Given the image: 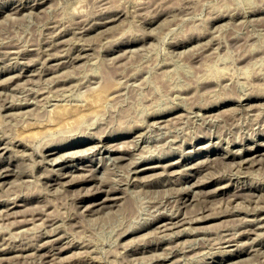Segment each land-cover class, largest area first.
Here are the masks:
<instances>
[{
  "label": "rangeland",
  "instance_id": "374dc122",
  "mask_svg": "<svg viewBox=\"0 0 264 264\" xmlns=\"http://www.w3.org/2000/svg\"><path fill=\"white\" fill-rule=\"evenodd\" d=\"M18 1L19 0H0V16H1L0 17V57L3 56L0 59V68H1L0 71L2 72V73L0 72V80L2 81V79L8 78V79H6V81L7 80L9 81L8 83L7 82L5 83V81L3 80L4 84H3V81H2V83H0V88H3V92L7 91V94L6 93L4 94L2 92V89H0L1 90V96L0 97H2L3 95H5V97H6L8 95V92H9V95H10V91H12L11 94L14 93L13 94L14 96L15 95L17 96V93H19V95L21 94V97L19 95L17 96V98L19 97L17 101H16V99H17L16 96L14 98V96L12 95L13 99H15L13 102L12 101H8L9 99L5 100L4 96L2 98H0V101L1 102L3 101V103L0 102V104H3V107H5L7 105L5 107V110L2 107V105H0V107L3 108V109L0 108V111L3 110L2 112H4V113L1 112L3 114L2 118H1L2 114L0 113L1 114L0 115V136H1L0 138L1 139L4 138L3 140H0V148H2V149H0V152H1L0 155L2 156V157L0 156V161H1L0 162V168L1 169L2 168L3 169H6V168L10 169L9 170L10 171V175H7L6 177L0 178V181H4L5 182V183L1 182L2 186L0 184V209L3 208L2 210H0V214L3 212V214L0 215L1 216V219H0V237L1 236L2 237L5 236L6 233L9 234V235L5 236V238H6L5 240H4V237L0 238L1 243H2L1 239L4 240L2 244L0 243V247L3 245L2 248H0V253H1L0 254L1 255L0 256V264H43V263L45 264L46 263L45 262L46 259H47V262L50 261L49 263H46V264H60V262H63V263L65 262V264H69L71 262V260H72V263L74 262L73 264H75V263L76 264H84L83 261H85V264L90 263L89 261H91V264L92 263L93 264H130V263H132V264H147V262L144 263L145 262L144 260L145 259L148 260V258H150L149 259L150 261H148V264H150V263L151 264H153V263L154 264L155 263L156 264H159V263L160 264H164V263L165 264H167V263L171 264L173 261L174 262L172 264H176L177 262L179 264H197V263L199 264L200 260H201V264H205V262H207V264H221V262L223 264H225V263L228 264L230 261H231L230 263H233V264H264V250H263L264 249V245H263L264 243H262V240H264V228H262V227H264V221H262V219L264 220V218H263L264 216H262V215H264V210H263L264 208L262 207V206H264V204H263L264 203V201H263L264 199H262V198H264V192H261V191H264V158H262V157H264V154L263 153H262V155L260 154L259 156H257L258 158L255 159V161H257L259 159V157H260L261 158V162L260 161L252 162V163H249L247 165L245 163H243V162H240L241 160H243V157H245L244 155H247L248 150L249 151L250 150L253 151L254 148L255 149L256 148L260 149L261 146H262V144H260V143L261 142L264 143V93H263L264 92V81H263L264 80V0H43V1L37 0L35 2H34V0H20L19 2ZM40 1H41V3H40ZM15 3H17V4H15ZM9 4L11 6L14 5L15 7L14 6L10 7ZM33 4H35V5H33ZM17 5H18V8H17ZM19 5L20 6L22 5V6L20 7ZM30 5H32L33 7L30 6ZM43 5L45 6V8L43 7ZM27 6H28L29 9L30 8L31 9L29 10L27 8ZM22 7H24V8H22ZM39 8H42V9L44 8V10L41 11V9L39 10ZM10 9H12V10L10 11ZM18 9L19 10L21 9V10L18 12ZM27 9H28V12H27ZM32 9H34V10H32ZM38 10H39V12H38ZM7 11H9V12H7ZM24 11L27 12L26 13L27 15L25 14ZM108 11H110L111 14ZM10 12L12 13V15L15 12L14 15L16 16V18H15L14 15H13L14 16L13 19L10 18L11 17V15H10L11 13ZM98 12L101 15L100 18H103L102 19L103 21L99 20L100 18L98 16ZM116 12L120 13L119 14L120 17H118L119 19L117 18V16H119V15H118V13L116 14ZM5 13L7 15H9V18L5 17V16H7ZM16 13H18V14H16ZM20 13H24L25 15L21 14L22 15L21 16ZM28 13H33V14H31V15L29 14L28 15ZM103 13H105V14H103ZM242 13H244L245 15L242 14ZM3 14H5V15H3ZM113 14H115V15H113ZM90 15L92 17H90ZM112 15H113V17H112ZM109 16H111V17H109ZM152 16L154 17L155 20L153 19ZM115 17H116V19H115ZM156 17H158V18L156 19ZM92 18H94L95 21ZM106 18H107L106 22L109 24L108 27H107V24L104 23ZM109 18H111V20ZM88 19H90L91 22ZM85 21H87V22H85ZM92 21L97 23V24H99L100 26L97 25V24H94ZM98 22H100V23H98ZM88 23H89V25H88ZM92 23H93V25H92ZM111 23L114 24V25H111ZM79 25H80V27H79ZM85 26H87V28ZM102 26L106 27V28H104L106 30V32H105V30H103ZM110 26H113V27L110 28ZM59 27H61V28H59ZM62 27H64V29H66V31H67L66 34H65V31H64V29ZM81 27H84V28L80 29ZM68 28H69V30H67ZM97 28H101L100 30L98 29L99 32H97L98 31ZM107 28H108V30H107ZM54 29H58V30H56L57 32H55ZM72 29H73V31L76 32V33L73 32L75 34L72 33V31H71ZM76 29H78L79 31H76ZM101 30H103V31H101ZM61 31H64V32H61ZM81 31H84V32H81ZM51 32H52V34L49 35ZM53 32H54V34H53ZM77 32H79V33H77ZM55 34L57 36L58 35L59 36L57 37ZM70 34H73V36L70 35ZM81 36L83 37V40L85 38V40L87 41V45H86L85 40H84V44H83V40H82ZM47 37H49V38H47ZM50 37L51 38L53 37L52 38L53 42H51V38ZM67 37H68V40H67ZM79 37L81 38V40H79ZM55 38H56V40H55ZM57 38H60V41L59 40L57 41ZM62 38L65 41L67 40L66 42H67L68 45L66 44L65 41H64L65 44H64V42L61 43L63 41ZM141 38H142V40H141ZM128 39L130 41L129 42L130 44L127 43ZM76 40L77 41L79 40V41L77 42ZM131 40H132V42H131ZM139 40H141V41H139ZM48 42H49V44H48ZM50 42L52 44H55L54 42H56V44H58V42H59V44H63V45H61V47H60L59 44H58V46H56V44L53 46L52 44L50 45ZM80 42H82V44ZM125 42H126V44H125ZM5 43H7V44L5 45ZM88 43H89V45L90 44H92V45L89 46ZM115 43H117V44L115 45ZM179 43H181V44H179ZM9 44H10V46H9ZM43 44H44L45 47L42 46ZM136 44L138 46H136ZM33 45H34V47H33ZM79 45L81 46V48H80ZM11 46L12 47L15 46V47H13L14 49H12ZM17 46H20L21 48L17 47ZM85 46L87 48H85ZM91 46L93 48H91ZM9 47H11V48H9ZM24 47H26V48H24ZM54 47H55V49H54ZM89 47H90V49H89ZM112 47H113V50L116 49V50H114L115 52L113 50H111ZM121 47H122L123 50L121 49ZM7 48H9L10 51H13L14 54L12 52H10L9 49H7ZM15 48L18 50V53L16 52L17 50ZM34 48H36V49L40 48V49L39 50H36V49L34 50ZM41 48L42 49L44 48V50L47 51L46 53H49V54L51 53V54H53V56L50 55V59H49V57H48L49 54L47 55L45 52H43L44 53V55H43L42 54L43 50H41ZM47 48H49V50ZM65 48L67 50H70L71 48L72 49H71V51L69 53V51H67ZM21 49H23V52H22ZM26 49L28 51H30V52L33 51V53H32L33 55L30 52L26 51ZM59 49H61V50H59ZM82 49L83 50L85 49L84 52L82 51ZM117 49H118V51H117ZM128 49H131L130 53H129ZM133 49H134V51H132ZM3 50L5 51V53H4ZM6 50H8V51H6ZM24 50H25V53H24ZM52 50H53V53H52ZM57 50L60 51L59 52L60 55H58V54L56 55V53H58ZM75 50L77 51L78 54L76 53ZM125 50H126V54L124 53ZM131 51H132V53H131ZM7 52L9 54L11 53L10 56H9V54H7ZM65 52H66V54H63V55L61 54V53H65ZM86 52L88 54L90 52V54H89V56H91L90 58L87 56L88 54ZM116 52H118V53H116ZM120 52L123 54V56L121 55V57H123V58L118 59V57H119L118 55L121 54ZM37 53H39V55ZM23 54H25V55H23ZM70 54H71V56H70ZM76 54H77V56H75ZM128 54H130V55H128ZM14 55L15 56L18 55V56L15 57ZM73 55H74V57H73ZM78 55L81 58L78 57ZM112 55L113 56L114 55L117 56V57L114 56V59L116 58L115 60L118 59L117 63H116L115 60H113V58H112L113 62L109 61V58L113 57ZM124 55H125V57H124ZM12 56L15 57V58L13 57L16 60V61L14 60L15 62L12 61L13 60ZM19 56H21V58H23V59H21ZM55 56H56V58H55ZM38 57H40V59ZM47 57H48V61L46 60ZM61 57H64V58H61ZM69 57H73L75 62L73 61V58H69ZM76 57H77V59H76ZM35 58L37 60H35ZM26 59H27V61L29 63L31 62L32 65H31V63L30 64L27 63ZM38 59H39V62L37 63ZM43 59L46 60V61H43ZM66 59H67V61H66ZM2 60L5 61V62H3ZM17 60L18 61L20 60L21 62L20 61L17 62ZM41 60H42V62H41ZM63 60H64L65 63H63ZM6 61H7V65H5ZM23 61L25 63L29 64V65L27 66V64H25ZM53 61H54V63L52 64L51 62H53ZM82 61H84V62H82ZM33 62L36 63V64H34ZM43 62L46 65H48V67L46 65H44ZM56 62L57 63L60 62V64L58 66L54 67L56 65ZM109 62H110V64H108ZM13 63H15V65ZM66 63H67V65H66ZM74 63H75V65H74ZM39 64L40 65L42 64V67ZM62 64L66 65L68 68L65 67L64 65H63V67H61ZM71 64H73V65H71ZM16 65L19 66V67H17ZM10 66H11V69H9ZM50 66L51 67L53 66L52 69H51ZM71 66H73V67L75 66V67L73 68ZM76 66H78V67H76ZM20 67L23 68L24 70L22 69V71H21ZM36 67H37V69H36ZM64 67L66 68V70H65ZM43 68L46 69V70H44ZM71 68L74 70V71H72V73L75 74V76H73V74L71 75V73H69V70L71 72ZM10 70H12V71H10ZM33 70L37 74H35V72ZM37 70L40 71V72H37ZM56 70H58V71H56ZM63 70L67 71V73H69L72 77H70L69 74H65L66 72L65 71L63 72ZM32 71H33V73H31ZM47 71L49 73H53V74H58L59 73L61 76L56 75V77H57L56 78L55 76H51L52 74H49ZM59 71L62 72V73H60ZM20 72H25L24 73L25 75L22 74V73L20 74ZM17 73H19V74L17 75ZM40 73H42L41 75L43 77L40 75ZM118 73H120V74H118ZM121 73L123 75H125L126 78L122 77L123 76L122 75L121 76L122 79H121L120 76H119V75H121ZM134 73L137 74L135 78L133 76H131V75L135 76ZM9 74H11V76L16 74L14 76H17V77L20 75L19 76L20 79L17 78V80H16V78H12V79L9 80V78L11 77ZM33 74H35V75H33ZM63 74H65V75H63ZM128 74L131 77H129ZM32 75L34 76L33 79H31ZM94 75H96V76L94 77ZM24 76L28 79V81H27V79ZM28 76L31 77V78H28ZM64 76L66 77V80L62 79V78H65ZM44 77H45V79H44ZM46 77L49 78L51 81H49V79H46ZM69 77H70L71 81L69 80ZM117 77L119 78V80H118ZM34 78H35V81H34ZM52 78L53 79L55 78L54 81L57 82V85L53 84L54 82H53ZM58 78H60V80ZM21 79H23V80H21ZM24 79H26V81H24ZM29 79L33 80L34 83L32 81H30ZM37 79H38V81H37ZM76 79H77V81L80 80L79 82L76 81L78 84L80 83L79 85H76L77 84L75 82ZM133 79H135V81ZM12 80H14V81H12ZM43 80L44 81L47 80L48 83L47 82L45 83ZM56 80H58V81H56ZM86 80H87V82H86ZM89 80H91V81H89ZM120 80H122L123 85L121 84L122 82H118ZM125 80H127V81H125ZM82 81H84L86 85L88 84V82H90V83H89V85L86 86L84 84V82L81 83ZM92 81H93V83H92ZM115 81H117L118 83L116 82L117 83L116 84ZM18 82H20V83L18 84ZM25 82H27V83H25ZM14 83H16L17 85H22V86H19V88H17L16 87L17 85L16 84L14 85ZM22 83H24V84H22ZM62 83H63V85H61ZM68 83L71 84V85L69 84L71 87H68L69 86ZM73 83H75V84H73ZM7 84H9V85L7 86ZM31 84H32V86H31ZM101 84L103 86L104 85L107 86V84H109V86H107V88H109V90H111L110 88H112V86L115 87L118 84L120 86L122 85L123 87L121 86L122 87L121 88L118 85V87H117L118 89L116 87L112 88L113 89V91H112L113 94H110L111 91L108 94L112 98L107 97L109 100L108 101L105 100L106 103H105V101H103L104 104L102 103L100 105V106H102L101 111H99L100 107L97 108L99 110L96 109V111H91L93 114H95V115L90 114L93 119L92 118L90 119V117L86 119V117L90 116L89 113H91V112H86V114H88V116H80L79 117L80 119L79 118H77V119H69L67 122H65L67 125H65L64 123H59L58 124V123H56L57 121L53 122L52 118H53V114L55 113L54 109L55 108L58 109V106H62V103H63L64 100H66L69 97L70 99L69 98L68 99H69L70 103H68V105L71 104V102L74 105H75V103H76V105H81L82 103H84V99L82 97L84 96L85 100H88L87 98L92 93H94L97 90H99V88L98 89L96 88L97 85L100 86ZM48 85H50V87H48ZM58 85H60L62 87L59 86V88H56ZM38 86L39 87L43 86L42 88H44V91L42 93L41 92L38 93L42 89V88L41 89L40 88L36 89ZM64 86H66V87H64ZM88 86L89 87L91 86L90 88L92 90ZM5 87H6V89H5ZM31 87H33V88L31 89ZM54 87L57 90H55ZM93 87L96 88V91H95V89H93ZM14 88L16 89V92H14L15 91ZM49 88H53V89H49ZM62 88H63L64 91L62 90ZM22 89H23V92L25 91L24 93L22 92ZM33 89H35V90H33ZM58 89H59V92H63V93H61V95L59 94L60 97L57 94V93H59ZM31 90L35 91V92H32ZM54 90H55V92H54ZM93 90H94V92H92ZM117 90L119 91V93L117 92ZM27 91H29V93ZM51 91H52L53 95L51 94ZM114 91L116 93H114ZM46 92L47 93L49 92L50 94L48 93L47 94L48 96L44 97V98H47V99L44 100V99H42V97L44 95H46ZM66 92L69 93V95H67ZM252 92L254 94L255 93H259L260 97H259L258 94L253 95ZM31 93L32 94L33 93H37L38 95L37 94H33L34 95V97H33V95H29ZM244 93L245 94H247V93L250 94V95L247 94V97H251V98L247 99V97H244L245 96ZM262 93H263V96L261 97ZM23 94H26V95L28 94L27 95L28 97L26 95H25L26 96L25 97ZM42 94H44V95H42ZM114 94H115V96H114ZM49 95L53 96V99ZM54 95H58L57 97L60 98V99L58 98L60 101L57 100V97H56L55 100L57 102H60L61 105L54 100ZM64 95H66L67 98ZM87 95H88V97H87ZM62 96H64V97H62ZM239 96H242L241 97L242 99ZM8 97L9 96H7L6 98H8ZM227 97H229V98H227ZM230 97H233L234 101H232V99ZM235 97L236 98L238 97V100H240V101H237V99ZM23 98H26V99H23ZM29 98H32L35 101L36 104L41 101L39 103L40 105L39 106H38V104L34 105V101L31 102L32 99L30 100ZM39 98H41V100ZM79 98L80 99L82 98L83 100L82 99L81 100L83 102L81 100L80 101L77 100ZM27 99H29L30 102ZM35 99H39L40 101L39 100L36 101ZM244 99H246V100H244ZM23 100H25L26 102L23 101ZM48 100H50L49 101L50 103L48 102ZM52 100L55 101L54 102L55 104L53 103L54 106L52 105V102H51ZM74 100H75V103H73ZM45 101H47L48 105H47V103L45 104ZM21 102H22V104H20ZM43 102H44V106L47 107L49 110H51L50 112H49V110H47V108H45L42 105ZM66 102H68V100H66L65 103H63V105L68 106V105H66L67 104ZM209 103L210 104L211 103L212 104L213 103H217V104H216V106H215V104L214 105L211 104L212 105L211 106ZM8 104H10V105H8ZM18 104H19L20 107L18 106ZM24 104H27L28 106L24 105ZM56 104H59V105H56ZM11 105H13L15 108H13V106H11ZM32 105L36 106V108H37L36 110H38L40 112L38 113V111L33 110L32 108H34V106H32ZM51 105L53 106L52 109H51ZM179 105H181L182 107L179 106ZM207 105H210V106L207 107ZM249 105H250V107H249ZM178 106H179V108H178ZM200 106H203L204 108H202V107L200 108ZM42 107H44L46 111H44L43 110L44 108H42ZM172 107L173 108L177 107V109H173ZM24 108L26 109V111H27V109L30 110V111L25 112L26 114L29 112L28 113L29 115L25 116L26 114L22 111V110H25ZM40 108H42V109H40ZM205 108H207V110ZM165 109H167V112H165L166 111ZM20 110H21L22 113H20V112L19 113L21 115L25 114L24 116H25L26 119L23 118L18 113V111H20ZM31 110H32V112H31ZM12 111L13 112L17 111L18 116H16L17 114L15 112H14L15 113V115H14V113H12ZM41 111H42V115H41ZM97 111L99 113H97ZM151 111L153 112V114H152ZM9 112H10V114L12 113L14 117L12 116V114L10 115ZM36 112L38 113L37 114L38 117L36 115H34V114H36ZM94 112H96L97 115L99 114L98 117H97L96 113H94ZM101 112H102V114H101ZM149 112H151V113L149 114ZM159 112H162V113H159ZM199 112H201L202 114H199ZM6 113L9 114V115H7ZM49 113L51 114V116L47 117V116L50 115ZM204 113L207 114V115L209 113L210 116L209 115L207 116ZM203 114H204V116H203ZM5 115L10 117L11 119L8 118ZM29 116L32 117V118H30ZM43 116H44L45 119L43 118ZM39 117L41 119H39ZM81 117H83V118H81ZM168 117H169V119H168ZM20 118L21 119L23 118L24 122H23V119L20 120ZM48 118H51V119L49 120ZM94 118H95V120H94ZM99 118H101V121H100ZM145 118H147V119L144 120ZM163 118L166 121H168L167 122L168 123V125H167L168 127H166L167 123L165 122V120H164V122L166 124L164 126ZM81 119H84V120L81 121ZM88 119H90V120H88ZM159 119H160V121H159ZM27 120H29L30 124H33V125H30ZM34 120L35 121L37 120L38 124H40V125H41L40 121L45 120V121L42 122V125L47 130L44 129L42 127V125L41 126L37 125V122H35ZM48 120H49V123H48ZM75 120L78 121V123L77 122L75 123ZM85 120H88V121H85ZM96 120H97V122H96ZM148 120H151V121H148ZM31 121L33 123H31ZM93 121H94V123H92ZM136 121L139 122L140 124H141V122L145 121L147 125L149 123L152 124V125L149 124L150 126L149 125L147 126V127L150 128V129L147 128V130H148L147 131V130H145L146 129L145 128V126H146L145 122L142 123L144 126H139L140 124L137 123ZM157 121H159V123ZM70 122H71V124H70L71 126L69 125ZM72 122H74V124ZM135 122L138 125L136 126V124H135L133 126L134 127L133 128L132 125ZM161 122H163V123L161 124ZM122 123L123 124L126 123L127 126L125 124L124 125L125 128H124ZM157 123L160 126H158ZM25 124L28 125V126H26ZM45 124L50 127L49 128L50 130L46 127ZM54 124H55V127H56L55 128V132H54V129H53L54 128ZM60 124L61 125L64 124V125H62L63 127L60 126L58 128L57 125H60ZM128 124H130L131 126L128 125ZM52 125H53V127H52ZM96 125H98V126L96 127ZM23 126H26V127H23ZM33 126L34 127L36 126V127L34 128ZM65 126H67V127H65ZM87 126L91 127L89 131H87L88 130ZM92 126H94V127H92ZM120 126H122L125 130L122 129V127H120ZM129 126H130L131 130L134 129L133 131H135V132L129 130L130 129ZM135 127L136 128L138 127L137 130H136ZM141 127H143V128H141ZM151 127H152V130H151ZM158 127H160V128H158ZM95 128H97L98 130L95 129ZM103 128H105V129H103ZM56 129H59L58 132L61 130V133L60 132L57 133ZM94 129L96 130V132L98 131L97 133H99V134L94 132L95 131ZM119 129L122 130V131H120ZM153 129H154V131H153ZM163 129L165 130V132H164ZM44 130L49 132V133H47V132L44 133L43 132ZM99 130L101 132H99ZM115 130L116 131L118 130L117 133L115 132ZM128 130H129V132H128ZM142 130L143 131L145 130V131L143 132ZM166 130H167V132L169 131V133H167ZM28 131H29V133L31 132L30 135L34 136V139L31 142H30V140H32V137H30V135L28 136V133L24 135V132L26 133ZM33 131H36L38 133V136H37V133L33 132ZM38 131L40 133L42 132L41 134H43V136H41V134ZM104 131H106L107 133L104 132ZM108 131L109 132L112 131V133L110 132L111 134L110 133L108 134ZM137 131H139V134H138ZM157 131H159V132L157 133ZM257 131H259V132H257ZM53 132H54V134L55 133L58 134V135L55 134V136H54L56 142H55V140L53 139V136H52ZM65 132L67 134H64ZM92 132H94L93 134L95 136H97V138L96 137L94 138V136L92 135ZM102 132L105 133V134L103 135ZM68 133L69 134L71 133V134L69 135ZM89 133H91V134H89ZM100 133H102V138H101V136H98V135H101ZM136 133H137L138 136H141V134L143 136L141 138L140 137L138 138V136H137V139H136ZM146 133H148V134H146ZM160 133H162V134H160ZM39 134H40V136H39ZM44 134H45V136H44ZM84 134H86V135H84ZM106 134L108 136H105ZM21 135H22V137L24 139H22V137H20ZM47 135H49L51 138L46 137ZM60 135H61V137H60ZM132 135H133V137H131ZM197 135H198V137H197ZM209 135L211 137H209ZM217 135H219V136H217ZM249 135L252 136V137H250ZM2 136H4V137H2ZM27 136L30 137L31 139L28 138ZM36 136H37V139L35 138ZM84 136L87 137V138H85ZM25 137H26V139H25ZM38 137H39V139H38ZM243 137H245V139ZM16 138H19L20 140L19 139L16 140ZM45 138L48 141H46ZM56 138L57 139L61 138V139L57 140ZM81 138H83V139L81 140ZM91 138H93L94 140L92 139L93 140L92 141ZM98 138L99 139H104L105 138L104 139L105 142H104L103 145H101V143L99 142ZM5 139H6V141H5ZM21 139L23 140V142H22ZM43 139H45L46 143L47 142L49 143V141H50L51 142L50 145H52V146H60V145H62V146H60L61 147V151L59 153H57V156H56V154H55V156H52V155H48L47 156L46 155L47 152H45L44 151L45 149H43V148H45L47 145H45L46 143H44ZM49 139H51V140H49ZM62 139H64V140H62ZM125 139H126V142L130 146H128V144H126V142H125V144H123ZM132 139H134V140H132ZM138 139H140V141ZM217 139H218V141H217ZM11 140H13V141H11ZM65 140H67V141L65 142ZM120 140H121V142L124 140L122 145H121V146L124 147V149H121L119 147V145L121 144ZM128 140H129V142H128ZM189 140L192 141V142L194 140L195 141L193 143L192 142L190 143ZM227 140H228L229 144L231 143L230 145L227 143ZM236 140H240L241 143H239L240 141H237L239 143V144H237ZM4 141H5V143H4ZM7 141H9L8 144L10 145V148L8 147L9 145L6 144ZM16 141L18 143H16ZM19 141H21L22 143L19 142ZM69 141L72 142V143H69ZM86 141H88V142H86ZM118 141H119L120 144L118 143ZM188 141H189V144H188ZM219 141L220 142L222 141V142L218 143ZM29 142H30L31 145H29ZM54 142H55V144H54ZM106 142H107V144H106ZM115 142H117L118 144L116 145ZM214 142H215V145L213 144ZM11 143H14V144H11ZM18 144L21 145V146H19ZM40 144H41L42 149L40 147L39 149L36 150L35 146H36V148H38L40 146ZM96 144H97V146H95ZM98 144H99L100 147L98 146ZM108 144H110V145L112 144V145L110 146ZM131 144H134V145H131ZM249 144H250V147H249ZM86 145L89 146V147H87ZM115 145L118 146L119 149ZM124 145H127V148ZM135 145H136V147H135ZM196 145H197V147H201V148L200 149L197 148ZM199 145H201V146H199ZM202 145L205 146L206 148L203 147ZM2 146L4 148H7V149H4ZM85 146L87 148V154H90V155L86 154ZM102 146H104V147L106 146V147L103 148ZM221 146H223V147H221ZM112 147L117 148L118 151L117 152L111 151L109 148H112ZM130 147H132V149H130ZM174 147H177V148H174ZM180 147H181L183 152L181 151ZM207 147H208V149H207ZM242 147H243V150H242ZM12 148H14V149H12ZM19 148L22 149V150L24 149V150L22 151ZM79 148H81L83 151H85V152H83L84 155H80L81 154L80 151H82V150L80 149V151H78L77 149H79ZM89 148L92 149V150H90ZM173 148H174V151L172 150ZM225 148L228 149V150L226 151ZM251 148H253V150ZM175 149H177V150H175ZM178 149H180V150L178 151ZM244 149H246V150H244ZM19 150L21 151V154H20ZM40 150H42L41 153H43V154H41L39 152ZM71 150H72V152H73V150H75L76 154H75V151L73 152L74 153L73 154L71 152ZM122 150L125 153H123ZM229 150H230V152H229ZM233 150H235V151H233ZM236 150H238L237 152L239 153V156H238V153H235ZM29 151L30 152L34 151L35 153L33 152L34 153L33 154V153H30ZM77 151H78V153H77ZM88 151H89V153H88ZM128 151H129V153H128ZM130 151H131L132 154L130 153ZM190 151H192L193 153L190 152ZM241 151H243V152L240 155ZM261 151L263 152L264 148ZM23 152L24 153L26 152V153L24 154ZM38 152H39V154H37ZM65 152H66L67 155L65 154V156H63V154ZM93 152H95V153H93ZM133 152L135 154L137 153L139 155L142 154V153L143 154L138 157L137 154H136L137 156L133 155ZM44 153H46V154H44ZM60 153H61L62 157L60 156L61 158L57 160L56 157L59 158L58 154H60ZM69 153H70V155H69ZM188 153H190V154H188ZM207 153H208V155H207ZM226 153L228 155H226ZM8 154H10V156ZM179 154H181V155L179 156ZM18 155H21V156H19L21 158H19ZM42 155H45V156H42ZM99 155H103V156L101 157ZM111 155H113L114 157L116 156V157L114 158ZM118 155H120L122 159L120 157L118 158ZM132 155H133V157H131ZM145 155H147L146 156L147 158L145 157ZM155 155H156V157H155ZM223 155H226V156L223 157ZM249 155H251V154H249ZM149 156H150V158H149ZM240 156H241V158H240ZM3 157H5V159ZM22 157H24V158H22ZM41 157H44V158L42 159ZM47 157H49V158H47ZM52 157L53 158L55 157V159H56L54 162H53V160H52V162L50 161ZM99 157H100L101 160L99 159ZM144 157H145V159H144ZM174 157H175V159H174ZM207 157H208V159H207ZM214 157L215 158L216 157L217 158L220 157V158H219V160H217ZM106 158H108V159L110 158V159L108 160ZM117 158H118V160L115 162V160ZM7 159L11 162V164H12L11 166H10V162L8 163ZM44 159H46V160L50 159L49 162H51V163H49L48 160L47 161L45 160V162H44L43 161ZM111 159L114 161V163H113V161H111ZM197 159L199 161H201V162L205 159L206 162H208V163H206L205 160H204L202 163L199 162L201 165H198L199 163L197 162L198 161ZM211 159L212 160H217V161L213 162ZM37 160L39 162H40V160H42L43 162L41 161L39 163ZM130 160H135V161H133L134 165L132 164V161H130ZM172 160H173V162H171ZM176 160H178V161H176ZM228 160H229V162H228ZM238 160H240V161H238ZM262 160H263V162H262ZM126 161H127V163H126ZM167 161L169 163H173V166H171L169 168L165 167V165L168 164ZM233 161H235V165H234ZM35 162H37V163H35ZM87 162L88 163L90 162V163L88 164ZM120 162H122V163H120ZM139 162H141V163H139ZM175 162H176L177 165H175ZM216 162H218V163H216ZM1 163H3V164H1ZM63 163H64V165H63ZM85 163L87 165H89V166H87ZM129 163L131 165H133V166L131 167V165ZM159 163H160L162 168L158 167L156 170H152L151 172L153 173V177H155V178L158 177V173L162 174V176L159 175V177H158V178H160L161 181L159 179L156 180L155 178L150 177V176H152L151 172H150L151 174L147 173L148 175H150L148 177H147L146 173L145 174L139 173V174L142 175L141 176V175L138 174L141 177H139L136 173H134V170L136 169L137 165L138 166H140V165H158ZM215 163H216V166H215ZM225 163L228 164L229 166L228 165L226 166ZM46 164H47V167H46ZM192 164H194L193 166H195V167H193L194 169L191 166ZM212 164H214V166H212ZM254 164H255V166H253ZM258 164L261 165V166H259ZM188 165H189V167H187ZM202 165H204V166H202ZM243 165L245 166V168H244ZM14 166H16L17 168H15ZM42 166L43 167L45 166V168H43ZM56 166H57V168H55L56 170H59L60 166L69 167L72 170L76 168L77 170L70 171L69 174H68L69 176L68 175L63 176L62 179L65 181L64 182L63 180H58L56 178V177H58V174L62 172V170H60V171L54 170L53 167H56ZM82 166H85V169H82L81 168ZM128 166H129V168H131L132 172L130 171ZM134 166H135V168H134ZM196 166L197 167L199 166L200 169H199V167L197 168ZM207 166H208V168H207ZM210 166L212 167V169H211ZM218 166H219V168H218ZM48 167H49V169H47ZM73 167H75V168H73ZM88 167L95 169L94 170V176H93V174L91 173V170H89ZM103 167H104V169H102ZM190 167H191V169H190ZM214 167H215V171L213 169ZM249 167H251L250 171L245 170V169H250ZM132 168H134V169H132ZM163 168L164 169L166 168V169L164 170ZM181 168H182V170L183 169L184 170L181 171ZM185 168H187V169H185ZM195 168H196V170H195ZM14 169H15V171L17 169L18 170L15 172ZM20 169L25 174L21 173L22 171ZM51 169H52V171L50 172L49 170H51ZM87 169L89 171H87ZM198 169H199V171H198ZM216 169H217V171H216ZM19 170H20V172H19ZM80 170L82 171L81 172L82 174L87 175L86 177L88 178L89 181L86 180V177H84L85 175L83 176V175L80 174ZM169 170L171 172H169ZM177 170H178V172H177ZM179 170L181 172H183V173L179 172ZM185 170L188 171V172H186ZM208 170H209V172L204 174ZM102 171H103V173H102ZM156 171H157V173H156ZM246 171H247V173H244ZM13 172H15V173H13ZM18 172L21 173V176H20V174ZM44 172H45V174L42 175ZM48 172L50 174H48ZM55 172H57V173H55ZM83 172H87V173L89 172L91 174H89V173L86 174V173H83ZM202 172H203V174H202ZM26 173H28V175H26ZM74 173H75V175H73ZM99 173H102V174H99ZM129 173H130V175H129ZM154 173H156V174H154ZM166 173L167 174L169 173V174L166 176ZM208 173H209V177H207ZM218 173L220 174V176H218ZM79 174H80V176H79ZM192 174H193V176H192ZM223 174L226 175L228 178L226 176H224ZM23 175H26L27 178L25 176H23ZM48 175H50L49 176L50 178L48 177ZM97 175H103V176H101L102 179H100V176L98 177ZM125 175H127V176L125 177ZM134 175L137 177V179H136L137 182H136V180L134 178L135 177ZM154 175H156V176H154ZM230 175H233L234 177L230 176ZM89 176H90L91 179L89 178ZM95 176H96V178H93ZM174 176H175V179H174ZM180 176L181 177L184 176V177L181 178ZM194 176L196 178H200V179H196ZM204 176H205V178H204ZM12 177H14V178H12ZM16 177H18L19 179L18 178L16 179ZM20 177L25 178L27 180L25 181V180H23ZM42 177H44V178H42ZM78 177H79L80 181L77 180ZM81 177H82V179H84L86 181L82 180ZM120 177H121V179H120ZM122 177L124 178V180H123ZM145 177H147L146 179H148V178L149 179L146 180ZM170 177L172 178V180H171ZM211 177H213V179ZM225 177H226V179H225ZM69 178H71L70 180L75 179L76 181H78V183L75 180H73V182L70 181ZM107 178L108 179L109 178H113V179H109V181H108ZM138 178H139V180H138ZM140 178H142V181L140 180ZM11 179L13 180V182L11 181ZM66 179H67V181H70V182H67ZM96 179H98L99 181L102 180L103 182H107L108 186H107V184L102 182V185H104V186L106 185L105 186L106 188H110L111 187L109 185H111L110 182L112 181L113 185L115 186L114 187L112 185L113 187H111V188H113L112 189L113 192L111 191V188L108 189V190L110 191L111 195L113 194V196L114 195L117 196L118 194L120 195L126 190V192H124V194H122L120 196H117V198L119 197V199L115 200L116 202L114 201L116 204L111 202L109 204V208H108V206H104L107 209H105L103 207L99 211L100 214H99V212H97L99 209H97V210L94 209L92 211H88L86 209L89 199L95 196L93 194H96L95 193L97 191L96 187H97V185L99 186V184H97V183H99V181L96 180ZM127 179H128V182H127ZM131 179L135 180V182L133 180H131ZM181 179H183L184 181L181 180ZM194 179H196V180H194ZM203 179H204V181H203ZM43 180H45V183L46 182L47 183L45 184ZM165 180H167V182H165ZM207 180H208L209 183L207 182ZM232 180H233V182H231ZM9 181H11V182H9ZM51 181H53V182H51ZM119 181H121L120 183L123 184L122 186H121V184H118ZM122 181H125V182H122ZM131 181H133V182H131ZM143 181H146L147 183H145ZM150 181L152 182V184H151ZM154 181L156 183H154ZM191 181H194L193 183H195L196 181L197 182L194 185ZM224 181H225V183H227V185L228 184L229 185L227 186L226 184H224ZM66 182L68 183V185L66 184ZM163 182H165L167 185L164 184ZM176 182L178 184H176ZM114 183L116 185H118L119 187L116 186ZM135 183H138V186ZM160 183H162L164 188L162 187V185L159 186ZM220 183H222L223 186H220L221 185ZM239 183H241V184H239ZM95 184H96V186H95ZM100 184H101V182H100ZM144 184H145L146 187L144 186ZM218 184H219V186H217V188H216V185H218ZM234 184L236 186H238V187H235ZM243 184H244V187L242 186ZM48 185L50 186L51 189L48 188ZM83 185H85V186H83ZM86 185L90 186V187L88 188ZM91 185H93L94 188H92ZM125 185H126L127 188H125ZM142 185L144 187H140ZM181 185L184 186V187H181ZM185 185L187 187H185ZM188 185L191 188H189ZM233 186L235 187V190H234ZM67 187L69 189H71V190H68ZM73 187L75 188V190L73 189ZM121 187H123L125 189H123ZM169 187H171V188H169ZM174 187H178V188H174ZM76 188H81V189H79L81 192H79L78 189H76ZM90 188L94 189V191L92 189H90ZM138 188H143V189H140L141 190L140 191V190H138ZM152 188H154V189L156 188L157 190L155 189V192L159 191L160 193L159 192H156V193L153 192L154 190ZM172 188H174V189H172ZM241 188H242V190H241ZM257 188H259V189H257ZM146 189H149L150 191L146 190ZM171 189L173 190L172 193H171V191H172ZM176 189H178L177 190L178 192L176 191L177 193L175 192ZM203 189H204V191H203ZM207 189L210 192L209 196L206 195L208 193ZM212 189L214 190V192H213ZM132 190H133V192H132ZM137 190L140 191V192H138ZM192 190H196V191L199 190L198 191L199 193L202 192V193H200L201 196H200V194L198 192H194V194H193ZM85 191H86V193H85ZM89 191H91V192H89ZM147 191H149L150 194H148L149 192H147ZM187 191H189V193ZM245 191H246V193H248L250 191L248 193L249 196L244 197L245 196L244 194H246ZM78 192L81 193V194H79ZM82 192H84V194H85L84 197H83V193ZM76 193L79 195V197H78L79 199L77 198L78 195ZM125 193H127V194L125 195ZM204 193H205L206 197L204 195H202ZM211 193L214 195L213 198H212V194ZM230 193H233V194H230ZM253 193H254L255 196L256 195L257 196L256 197L255 196L252 197L251 194H253ZM154 194L155 195L161 194V195L155 196ZM172 194H175V195H172ZM178 194H179V196H178ZM197 194H199V195H197ZM234 194H237V195L241 194V195L240 196H237V195L234 196ZM124 195H125V197H122ZM190 195H191V197H190ZM192 195H195V196L193 197ZM219 195L221 197H223V198L221 199V197ZM242 195H243V198H245V199L242 198ZM250 195H251V197H250ZM258 195L259 196L262 195L261 196L262 198L258 197ZM80 196H81V199H80ZM104 196H105V192L104 193L103 192H99L97 197L99 199H102ZM196 196H197V198H195ZM216 196H218V197H216ZM178 197H180L182 199H180ZM201 197H203L202 198L203 200L205 198H207V199L204 200L205 202L203 200H202L203 202L200 201ZM247 197H249V198H247ZM25 198L27 199V201H26ZM123 198H124L125 201H121V199H123ZM159 198H160V200H159ZM183 198H184V200H183ZM214 198H216V200L218 198H220L221 200L218 199L217 203H216ZM251 198H254V199H252L253 202H252ZM22 199H24V200H22ZM175 199H177V200H175ZM179 199H180V201H179ZM187 199L189 200V202H188ZM232 199H234L235 202L234 201L232 202ZM237 199L240 202V204H236V203H239L237 201ZM1 200H4V201H1ZM12 200L14 201V203H13ZM155 200H156L157 203H159V202L161 203L162 202L161 200H163V202H164V203L162 202L163 206H161L162 204L160 205V203H159V205H157ZM170 200L172 202L175 200V202H173V203L169 202ZM197 200L199 202L203 203L204 205L205 204L206 205L204 206L203 204L200 203V204H198L199 206L197 207V202H198ZM227 200H228V202L230 204L227 202ZM229 200H231V201H229ZM261 200H262V203H261ZM76 201H78V202H76ZM153 201H154V203L152 204L151 202H153ZM178 201H179V204H177ZM194 201H195V204H194ZM206 201H207V203H206ZM214 201L217 204V206L214 203ZM247 201H248V203L251 202L252 204L251 203L247 204ZM256 201H260L262 206H261V204H259V202H256ZM118 202H123V203H118ZM149 202L152 205H150ZM165 202H167V204ZM174 203L177 204V205H174ZM233 203H234V205H233ZM112 204H113V206L115 208L111 206L112 207V209H111L110 205H112ZM164 204L166 206H164ZM254 204L256 206H254ZM258 204H259V207L261 206L263 209L261 207H260V209H258L259 208V207L257 208ZM77 205H78V207H77ZM155 205H157V206L155 207ZM168 205H169V207L171 208L172 211L169 210ZM173 205H174V207H173ZM184 205L188 206V207L186 206L187 209H185L186 207ZM195 205H196V208H195ZM240 205H241V208H240ZM9 206H11L10 207L11 209L9 208ZM152 206H153V208L155 207L156 209L151 210V209H153ZM159 206L161 208H163L164 210L161 209ZM175 206H177V207L175 208ZM179 206H181V207L179 208ZM190 206L191 207L193 206L192 208H194V209L190 208V209H192V211L193 210L195 211V212L191 211L192 213H194V215H193L194 218H192V216H191V218L188 217L190 214L192 215V213H189L190 209H188ZM208 206L210 207V209H209ZM211 206H212V208H211ZM225 206L226 207L227 206L228 207L232 206V208L233 209L235 208V209L233 210L231 207H229V208L227 207L228 208L227 209V208H225ZM233 206H235V207H233ZM253 206H254V208H253ZM19 207H22V209L19 208ZM165 207H166V209H165ZM201 207H203V208L201 209ZM206 207H208V208H206ZM218 207L219 208L221 207L222 210H219ZM222 207H224L226 209V210L224 209V212H223V208ZM4 208H6L7 210L5 209V211H4ZM78 208H79V210H82V211H79ZM157 208H159V209H157ZM172 208H175V210L172 209ZM177 208H178V211H177ZM198 208H199V210H197ZM243 208H246L248 211L245 210V212H244ZM20 209H21V211H20ZM103 209H104V211H103ZM160 209L162 211H160ZM167 209L169 210V212L171 211L173 214L171 212L168 214V210ZM179 209H181V210L179 211ZM205 209L207 210V212H206ZM215 209H216V211H215ZM253 209L255 211H253ZM17 210H19V211H17ZM39 210H40V212H39ZM83 210L85 211V213L83 212ZM156 210H158V211H156ZM211 210L214 211V212H212ZM228 210H229V212H228ZM8 211H9L10 216L8 215ZM154 211H155V213H153ZM165 211H167V212H165ZM175 211H177V214L179 216L177 214H175L176 213ZM217 211L220 212V213L218 212V214H220V215L217 214ZM226 211H227V213H226ZM230 211H231L232 214L233 213L234 214L232 215L230 213ZM250 211H252L253 213L252 212L250 213ZM18 212H19V214H21L22 212L23 213L21 215H19V214H17ZM24 212H27V213L24 214ZM46 212H48V213H46ZM89 212H91V213H89ZM103 212H105V213H103ZM156 212H158V213L156 214ZM237 212H238V215L240 213L239 216L237 215ZM255 212H257V213H255ZM152 213L156 214V215H153ZM185 213H186V215H185ZM196 213H198V214H196ZM211 213L214 214V215H218V216H216L217 218L214 215L212 217ZM246 213H248L250 215H248ZM258 213L261 216V218L258 215ZM28 214L31 215V217L33 218L32 219L30 217V219H27L31 223L26 220V218L29 216ZM76 214H78V215H76ZM162 214H163V216H161ZM223 214H224V216H223ZM24 215H25V217H22ZM169 215H171V217H172V215H174V216H173V218H171ZM210 215H211V217H210ZM3 216L6 219H4ZM154 216H156L155 219L159 218V221L157 219L155 220L153 218ZM180 216L182 218H184L183 216H187V217L184 218V221L186 223L184 222L183 224L180 225L181 227L183 225L186 229L182 227V230L179 232L175 228V227H177V229L180 230L181 227L179 225H176V226L172 225L171 226V225L168 224V227L163 229L164 231L166 229V231L165 232L162 231V228L160 227V224L162 222H168L169 220L170 221H173V220L175 221V220L181 218ZM203 216H204V218H203ZM241 216H244V217L241 218ZM253 216H255L256 218L255 217H254L255 219L252 218ZM169 217H170V219H169ZM229 217L230 218H234V219H230ZM235 217H237L239 220L235 219ZM246 217L247 218L250 217V218L247 219ZM18 218H20L21 221ZM188 218L192 219V220H195L196 218H198V219L201 218V219L199 221L197 219L198 222L197 221H191V223H190V222H188V221H190ZM2 219H4V220H2ZM41 219H44V220L41 221ZM186 219L188 221H186ZM13 220L14 221L16 220L15 224H14ZM54 220L55 221L57 220L58 223L57 222L54 223ZM241 220H244L245 222L243 221L244 223H242V222L240 223ZM247 220L249 221L248 223H247ZM253 220H255L254 221L255 223H253ZM256 220H257V222H256ZM258 220H259L260 223L258 222ZM23 221L24 222L27 221V222H25L26 224H24ZM219 221H221V222H219ZM250 221H251V225H250ZM17 222H18V224L23 222V225L21 223L20 225H22V226H20V225L17 224ZM140 223H142L143 225L140 224ZM237 223H238V226H237ZM239 223H240V225H242V227L239 226ZM256 223H257V225H259V224L261 225L263 223L262 224L263 226L262 227L256 226ZM11 224H12V226H11ZM50 224H51V226H50ZM54 224H55L56 227L53 226ZM56 224L57 225L59 224V225L57 226ZM60 224L62 226H60ZM149 224H151V225H149ZM193 224L196 225V227H194ZM225 224H227V225H225ZM13 225H15L16 227L14 226V228H13ZM138 225H142L144 228L142 226H139L140 227L139 228ZM145 225H147V226H145ZM185 225L189 226L191 229L194 227L193 229L196 232L192 229V231H191L192 233H190L191 229L188 227L190 229L189 230L187 228V226H185ZM190 225H192V226H190ZM201 225H203V227ZM230 225L233 226V227H231ZM23 226H24V229L28 228L27 231H26V229L25 230L23 229L25 232L23 231L22 233H19L20 231H22L21 228ZM155 226H156V228H154ZM169 226H171V227L169 228ZM223 226H226L225 229H224ZM227 226H228V228L229 227L230 228L227 229ZM247 226H248V228H247ZM10 227H11V229L12 228L13 229L10 230ZM50 227H52L51 229H53L55 227L53 229L54 231L50 230ZM129 227L135 228L136 230L135 229H134L135 231L133 229L131 230ZM204 227H205V230H206V232L204 231L205 234H203L204 233L203 231H201V233H200V230L201 229L204 230ZM238 227H239V229H238ZM253 227H255V228H253ZM59 228L63 229V230H60L58 232ZM148 228L149 229L151 228V230L149 231ZM251 228L253 230L255 229L254 232L256 230L257 231L254 233ZM158 229L159 230L161 229V230L159 231ZM167 229H168V231L170 230L169 233H168ZM183 229H184V232H182ZM235 229H236V231H235ZM261 229H262V231H261ZM7 230L8 231L10 230L9 231L10 233L9 232H5ZM13 230H15L16 233L19 231L18 235L17 234L16 235H17V238L20 239V240H17L16 235H15ZM125 230L128 232V234H127V232H125ZM156 230H158L157 231L158 235H160L162 233L161 235H164L166 237L162 236L160 238L161 235L158 236L157 234H155V236L157 235L155 237L153 233ZM197 230H199V233L197 232ZM240 230H242V231H240ZM248 230H250V232H248ZM259 230L262 233H260L258 236L257 235L255 236V234H258L260 232ZM50 231L53 232V234ZM147 231L149 233H147ZM151 231H153V233H150ZM174 231L176 232L175 234H174ZM186 231L189 232V233H187L188 235L185 234ZM3 232H4V235H3ZM40 232H41V235L44 234L45 232L46 233L48 232V233H50L52 235V237L48 233H47L46 236H45L46 233L41 236ZM124 232H125L126 235L124 234ZM145 232H146V234H145ZM216 232H218V233H216ZM223 232H226V234H224ZM227 232L229 234H227ZM233 232L236 233L237 235L235 234V236H234ZM62 233H63V236L65 235V237H66L65 239L62 238L63 237V236H61ZM207 233H208V235H206ZM238 233H239V235H238ZM243 233H246V234H243ZM249 233H250V235L252 237L254 236L255 238L257 237L258 239H256V241H255V239H253L249 235ZM134 234H136V236ZM11 235H13L14 237L11 236ZM55 235H57V236H55ZM138 235H140V236H138ZM146 235H149L150 239H149V236H146ZM199 235H200L201 239L203 241L207 242V243L202 242V240H200L201 242H199V240H198V239H200ZM227 235L230 238L227 237ZM248 235L250 236V238H249ZM8 236H11V237L9 238ZM38 236H39V239H38ZM144 236H146V237H144ZM167 236H169V238H167ZM193 236H194V238H197V239H195L196 242L198 241L197 243L194 242L195 240H193L194 239ZM219 236L222 237V239H223L222 240L220 238V241H222L221 243H219V241H218L219 240ZM231 236L233 238H231ZM42 237H44V238H42ZM55 237H56V239H55ZM138 237H140V239L142 237L143 241H146L145 242L146 245ZM12 238H14V239H12ZM22 238H23V240H21ZM145 238L146 239L148 238V239L146 240ZM157 238L159 239V241H158ZM176 238L179 241H177ZM206 238H208V239H206ZM226 238H229V239H226ZM234 238L235 239L237 238V239L235 240ZM239 238L241 239L243 244L241 243ZM11 239L13 241L16 240V242L15 243L11 242L12 241ZM27 239H28V241H27ZM35 239L36 240L38 239V240L36 241ZM47 239H48V241H50V239H53V240L50 241V243H49V242H45ZM152 239L154 241H156V242L158 241L157 242L158 244H155L156 242H154ZM180 239H181L182 242H180ZM186 239H188V240L185 242L184 240H186ZM224 239H226L230 243V245ZM8 240H11L10 241L11 243L8 242ZM31 240H32V242L29 243V241H31ZM150 240H152L153 242L151 241V243H150ZM160 240H162V241H160ZM190 240L193 241V244H191L192 242H190ZM21 241H23V242H21ZM33 241L35 242L34 244H33ZM55 241H57V242H55ZM63 241H64L65 244L63 243ZM168 241H169V243L173 242L174 244L171 245V244L168 243ZM183 241H184V243L186 245L183 244ZM211 241H212V243H211ZM213 241H215V242H213ZM224 241H226V242H224ZM41 242H43V243L42 244H38V243H41ZM141 242H142V244H141ZM176 242H178V243H176ZM187 242H188V244H187ZM208 242L210 244H208ZM231 242H233V243L231 244ZM250 242L252 244H250ZM257 242L259 244H257ZM4 243L8 244V248L6 247L7 246L6 244L4 245ZM21 243L24 246H22ZM47 243L50 245V247H49V245ZM118 243L120 244V246H119ZM126 243H128V244H126ZM136 243H139V244H136ZM162 243L163 244L165 243L164 245L168 244L165 247H168L169 249H167V248L165 249V247H164V250H162L163 249V246H162L163 244ZM194 243L196 245H198L197 248L198 247H200V248L197 249L195 247L196 245ZM240 243H241V245H239ZM245 243H246V245H248V244L250 245V246L248 245L249 248H248V246L245 245ZM260 243H262V244H260ZM16 244L20 245L19 247H20L21 251H20L19 247ZM27 244L29 245V247L31 249L28 247ZM30 244L32 246H30ZM43 244H44V246H43ZM153 244L155 245V247H154ZM180 244L183 246V248H182V246ZM216 244H220V245L217 246ZM234 244L237 245V246H234ZM37 245H40V246H37ZM137 245L139 246L140 249L138 248ZM156 245H158V246H156ZM169 245H170V247H169ZM179 245H180V247H179ZM184 245H185V247H184ZM192 245H195V246H192ZM222 245H224V248H223ZM257 245L258 246L260 245V246L257 247ZM10 246H12V247H10ZM15 246H16V248H14ZM35 246H37L38 249H35V248H37ZM69 246H70V249H68ZM122 246H125L126 249H125V247H122ZM191 246L193 248H191ZM202 246H205V247H202ZM212 246H216L217 248L215 247V250H214L213 249L214 247H212ZM225 246H226V248L228 247V249H226ZM239 246H240V250L241 251H239ZM9 247L12 248V249H10ZM23 247L24 248L26 247L28 249L26 250V248L24 249ZM127 247L129 249H127ZM146 247L148 249H146ZM171 247L172 248L176 247V248L174 250V248L171 249ZM233 247H235V248L233 249ZM241 247H245V248H241ZM255 247L258 248V249H256ZM13 248L14 249H18L20 251V252L17 251V252H19V254ZM33 248L36 250L35 251L36 254H33V253H35V252H33V250H34ZM51 248H52V250H51L52 252L50 251ZM149 248H150V250H149ZM44 249L46 251H44ZM182 249H184L185 251H183ZM219 249L220 250L222 249V250L220 251ZM245 249H247V251ZM248 249L249 250L252 249V250L249 251ZM4 250L6 252H4ZM11 250H13V251L11 252ZM142 250H143V252H142ZM166 250H167V254L165 253L166 254L165 255L166 257H165L164 255H161V254H164V252ZM171 250L174 251L175 253L172 252ZM179 250H180V253H182V254H180L178 252ZM217 250H218L219 253L217 252ZM228 250L230 252H232L231 253L232 255L230 254V252ZM255 250H257V251L255 252ZM30 251H31V253H30ZM42 251H43V253L41 254ZM131 251L132 252L134 251V252L132 253ZM150 251L152 252L151 253L152 255L150 254ZM157 251L160 252V253H158ZM224 251H226V252L228 251V253H227L228 255ZM8 252H9V254H8ZM22 252L25 254L24 256H23ZM140 252H141V254H140ZM153 252L158 253L157 256L155 255L156 253H153ZM211 252H213V253H211ZM221 252H223V253H221ZM20 253L22 254L23 258L20 257L21 256ZM29 253L32 254V255H30ZM44 253L46 255H44ZM49 253H51V254H49ZM55 253H59V254H55ZM126 253H127V256L125 257ZM142 253H144L145 255L147 254V256H149V257L144 256V257H146L144 259V257L142 256L144 254H142ZM183 253H185V254H183ZM250 253H252V254H250ZM10 254L12 255L11 257H10ZM13 254L16 255L17 258L13 257ZM38 254L39 255L41 254V259H40V256ZM168 254H170V255L168 256ZM208 254H210V255H208ZM221 254H222V256L224 258L221 256ZM26 255L28 257H25ZM47 255H50V256H47ZM76 255H78L79 258H78V256L76 257ZM135 255H136V257H134ZM137 255H139V256H137ZM158 255L159 256L161 255V256L159 257ZM174 255H176V256H174ZM182 255H183V258H181ZM245 255H247V257H244ZM5 256H7L9 259L6 258ZM52 256L54 257V260L52 259ZM61 256H62V258H61ZM140 256H141V259H140ZM152 256H153V258L155 257L154 258L155 260L152 258ZM163 256H164L165 259L163 258ZM188 256H190V259H189ZM47 257H49V258H47ZM58 257L61 258L62 260L64 258L65 261L64 260L63 261L62 260L59 261L60 259ZM80 257H82V258H80ZM132 257H133V259L138 257L136 260L139 261L140 263H138L136 260L131 259ZM174 257H176V258H174ZM179 257L181 258V260H180ZM3 258H4V260H3ZM126 258H127V260H126ZM43 259H45L44 262H43ZM55 259L56 260L58 259V260L56 261ZM171 259H175L176 262H175V260L172 261ZM237 259H238L237 262L236 261H232V260H237ZM244 259H245V261H244ZM68 260H70V261H68ZM140 260H142L144 262H141ZM151 260H152V262H151ZM161 260H162V262H161ZM168 260L170 262L171 261L172 262L170 263ZM222 260H224V261H222ZM86 261H88V262H86ZM129 261H130V263H129ZM133 261H135L137 263H135ZM156 261H158L159 263L156 262ZM181 261H182V263H180ZM185 261H187L188 263L187 262L185 263ZM240 261H244V262H240ZM72 263H70V264H72Z\"/></svg>",
  "mask_w": 264,
  "mask_h": 264
},
{
  "label": "bare ground",
  "instance_id": "6f19581e",
  "mask_svg": "<svg viewBox=\"0 0 264 264\" xmlns=\"http://www.w3.org/2000/svg\"><path fill=\"white\" fill-rule=\"evenodd\" d=\"M19 1H20V0H19ZM19 1H18V2H19ZM35 1H37V0H34V2H35ZM41 1H43V0H41ZM41 1H40V3H41ZM18 2H17V3H18ZM22 2H23V1H22ZM22 2H21V3H22ZM32 2H33V1H32ZM17 3H15V4H17ZM27 3H28V2H27ZM23 4H24V3H23ZM9 5H10V4H9ZM33 5H35V4H33ZM46 5H47V4H46ZM6 6H7V5H6ZM13 6H14V5H12V6L10 5V7H13ZM19 6H20V5H19ZM21 6H22V5H21ZM21 6H20V7H21ZM30 6H32V5H30ZM41 6H42V5H41ZM10 7H9V8H10ZM14 7H15V6H14ZM32 7H33V6H32ZM43 7L45 8L44 5H43ZM4 8H5V7H4ZM17 8H18V5H17ZM22 8H24V7H22ZM22 8H21V9H22ZM27 8H28V6H27ZM44 8H43V9H42V8H39V10L41 9V11H42V10H44ZM14 9H15V8H14ZM14 9H13V10H14ZM21 9H20V10H21ZM28 9H29V8H28ZM28 9H27V12H28ZM30 9H31V8H30ZM30 9H29V10H30ZM4 10H5V9H4ZM11 10H12V9H10V11H11ZM16 10H17V9H16ZM20 10L18 9V12H19ZM32 10H34V9H32ZM39 10H38V12H39ZM14 11H15V10H14ZM25 11H26V10H25ZM25 11H24V12H25ZM113 11H114V10H113ZM117 11H118V10H117ZM250 11H251V10H250ZM253 11H254V10H253ZM5 12H6V11H5ZM7 12H9V11H7ZM22 12H23V11H22ZM27 12H25V14H26ZM30 12H31V11H30ZM32 12H33V11H32ZM103 12H104V11H103ZM108 12L110 13V11H108ZM257 12H258V11H257ZM2 13H3V12H2ZM10 13H11V12H10ZM10 13H9V14H10ZM14 13H15V12H14ZM14 13H13V15H14ZM33 13H34V12H33ZM33 13H28V15H29V14L31 15V14H33ZM114 13H115V12H114ZM117 13H118V15L120 14L119 12H116V14H117ZM250 13H251V12H250ZM253 13H254V12H253ZM255 13H256V12H255ZM259 13H260V12H259ZM5 14H6V13H5ZM5 14H3V15H5ZM16 14H18V13H16ZM21 14L23 15L24 13H20V15H21ZM25 14H24V15H25ZM34 14H35V13H34ZM37 14H38V13H37ZM94 14H95V13H94ZM96 14H97V13H96ZM103 14H105V13H103ZM106 14H107V13H106ZM110 14H111V13H110ZM234 14H235V13H234ZM240 14H241V13H240ZM240 14H239V15H240ZM242 14H244V13H242ZM3 15H2V16H3ZM6 15H7V14H6ZM10 15H11L10 18H12V19H13L14 16H15V15L13 16L12 13H11ZM22 15H21V16H22ZM26 15H27V14H26ZM108 15H109V14H108ZM113 15H115V14H113ZM113 15H112V17H113ZM244 15H245V14H244ZM12 16H13V17H12ZM98 16H99V18H100V16H101L99 12H98ZM105 16H106V15H105ZM105 16H104V17H105ZM240 16H241V15H240ZM0 17H1V16H0ZM5 17H8V18H9V15H7V16H5ZM5 17H4V18H5ZM90 17H92V16L90 15ZM90 17H89V18H90ZM95 17H96V16H95ZM95 17H94V18H95ZM102 17H103V16H102ZM109 17H111V16H109ZM118 17H120V15L117 16V18H118ZM152 17H153V16H152ZM15 18H16V16H15ZM94 18H92V19L94 20ZM107 18H108V17H107ZM107 18L105 19V22H104V23H106V24H107V27H108L109 24L106 22ZM157 18H158V17H156V19H157ZM96 19H97V18H96ZM102 19H103V18H100L99 20H102ZM109 19L111 20V18H109ZM115 19H116V17H115ZM118 19H119V18H118ZM151 19H152V18H151ZM153 19H154V17H153ZM88 20L90 21V19H88ZM97 20H98V19H97ZM99 20H98V21H99ZM113 20H114V19H113ZM149 20H150V19H149ZM154 20H155V19H154ZM94 21H95V20H94ZM102 21H103V20H102ZM108 21H109V20H108ZM114 21H115V20H114ZM85 22H87V21H85ZM90 22H91V21H90ZM92 22H93V21H92ZM115 22H116V21H115ZM146 22H147V21H146ZM152 22H153V21H152ZM83 23H84V22H83ZM93 23H94V24H97V23H95V22H93ZM93 23H92V25H93ZM98 23H100V22H98ZM82 25H83V24H82ZM82 25H81V26H82ZM86 25H87V24H86ZM88 25H89V23H88ZM97 25H99V24H97ZM104 25H105V24H104ZM111 25H114V24L111 23ZM99 26H100V25H99ZM79 27H80V25H79ZM85 27L87 28V26H85ZM102 27H103V26H102ZM112 27H113V26H110V28H112ZM57 28H58V27H57ZM59 28H61V27H59ZM62 28L64 29V27H62ZM82 28H84V27H81L80 29H82ZM86 28H85V29H86ZM92 28H93V27H92ZM104 28H106V27L104 26V27H103V30H105ZM110 28H109V29H110ZM63 29H62V30H63ZM94 29H95V28H94ZM98 29L100 30L101 28H97V30H98ZM54 30H55V32H57L56 30H58V29H54ZM59 30H60V29H59ZM67 30H69V28H68ZM97 30H96V31H97ZM99 30H98L97 32H99ZM103 30H101V31H103ZM107 30H108V28H107ZM52 31H53V30H52ZM64 31H65V34H66V33H67L66 29H64ZM64 31H61V32H64ZM71 31H72V33L75 32V31H73V29H72ZM71 31H70V32H71ZM76 31H79V30L76 29ZM86 31H87V30H86ZM59 32H60V31H59ZM81 32H84V31H81ZM105 32H106V30H105ZM107 32H108V31H107ZM75 33H76V32H75ZM75 33H73V34H75ZM77 33H79V32H77ZM85 33H86V32H85ZM87 33H88V32H87ZM51 34H52V32H51L49 35H51ZM53 34H54V32H53ZM57 34H58V33H57ZM59 34H60V33H59ZM73 34H70V35L73 36ZM80 34H81V33H80ZM80 34H79V35H80ZM49 35H48V36H49ZM55 35H56V34H55ZM77 35H78V34H77ZM81 35H82V34H81ZM87 35H88V34H87ZM56 36H57V35H56ZM58 36H59V35H58ZM58 36H57V37H58ZM61 36H62V35H61ZM72 36H71V37H72ZM75 36H76V35H75ZM83 36H84V35H83ZM54 37H55V36H54ZM62 37H63V36H62ZM81 37H82V36H81ZM47 38H49V37H47ZM50 38H51V37H50ZM52 38H53V37H52ZM52 38H51V42H53V41H52ZM69 39H70V38H69ZM55 40H56V38H55ZM58 40L60 41V38H57V41H58ZM62 40H63V38H62ZM67 40H68V37H67ZM67 40H66V41H67ZM79 40H81L80 37H79ZM79 40H78V41H79ZM82 40H83V37H82ZM84 40H85V38H84ZM84 40H83V44H84ZM132 40H133V39H132ZM132 40H131V42H132ZM141 40H142V38H141ZM141 40H139V41H141ZM44 41H45V40H44ZM57 41H56V42H57ZM64 41H65V40H63L61 43H63ZM66 41H65V42H66ZM76 41H77V40H76ZM78 41H77V42H78ZM122 41H123V40H122ZM133 41H134V40H133ZM136 41H137V40H136ZM51 42H50V45L52 44ZM56 42H54V43L56 44ZM65 42H64V44H65ZM85 42H86V45H87V41H86V40H85ZM129 42H130V41H129V39H128V42H127V43H129ZM40 43H41V42H40ZM80 43L82 44V42H80ZM6 44H7V43H5V45H6ZM38 44H39V43H38ZM41 44H42V43H41ZM46 44H47V43H46ZM48 44H49V42H48ZM55 44H52V45L54 46ZM58 44H59V42H58ZM58 44H56V46H58ZM66 44H67V42H66ZM78 44H79V43H78ZM78 44H77V45H78ZM116 44H117V43H115V45H116ZM118 44H119V43H118ZM120 44H121V43H120ZM125 44H126V42H125ZM129 44H130V43H129ZM129 44H128V45H129ZM139 44H140V43H139ZM179 44H181V43H179ZM3 45H4V44H3ZM12 45H13V44H12ZM36 45H37V44H36ZM59 45H60V47H61V45H63V44H59ZM67 45H68V44H67ZM88 45H89V43H88ZM90 45H92V44H90ZM90 45H89V46H90ZM9 46H10V44H9ZM30 46H31V45H30ZM38 46H39V45H38ZM42 46H44V44H43ZM48 46H49V45H48ZM74 46H75V45H74ZM79 46H80V45H79ZM118 46H119V45H118ZM136 46H138V45L136 44ZM5 47H6V46H5ZM7 47H8V46H7ZM11 47H12V46H11ZM11 47H9V48H11ZM13 47H15V46H13ZM13 47H12V49H14ZM17 47H20V46H17ZM33 47H34V45H33ZM44 47H45V46H44ZM46 47H47V46H46ZM82 47H83V46H82ZM133 47H134V46H133ZM9 48H7V49H9ZM20 48H21V47H20ZM24 48H26V47H24ZM24 48H23V49H24ZM50 48H51V47H50ZM72 48H73V47H72ZM72 48H71V49H72ZM74 48H75V47H74ZM80 48H81V46H80ZM80 48H79V49H80ZM85 48H87V47L85 46ZM91 48H93V47L91 46ZM110 48H111V47H110ZM15 49H16V48H15ZM23 49H21L22 52H23ZM32 49H33V48H32ZM35 49H36V48H34V50H35ZM39 49H40V48H39ZM39 49L37 48L36 50H39ZM47 49L49 50V48H47ZM52 49H53V48H52ZM54 49H55V47H54ZM61 49H62V48H61ZM61 49H59V50H61ZM65 49H66V48H65ZM71 49H70V50H67V49H66V50L69 51V53H70ZM77 49H78V48H77ZM89 49H90V47H89ZM121 49H122V47H121ZM131 49H132V48H131ZM131 49H128V50H129V53H130V50H131ZM16 50H17V49H16ZM30 50H31V49H30ZM41 50H43V51H42V54H43V55H44L43 52H45V53L47 52V51L44 50V48H43V49L41 48ZM66 50H65V51H66ZM84 50H85V49H84ZM84 50L82 49L83 52H84ZM91 50H92V49H91ZM111 50H113V47H112ZM114 50H116V49H114ZM114 50H113V51H114ZM122 50H123V49H122ZM126 50H127V49H126ZM126 50L124 51L125 54H126ZM3 51H4V50H3ZM6 51H8V50H6ZM9 51H10V49H9ZM26 51H28V50L26 49ZM31 51H32V50H31ZM50 51H51V50H50ZM55 51H56V50H55ZM55 51H54V52H55ZM57 51H58V50H57ZM75 51H76V50H75ZM86 51H87V50H86ZM117 51H118V49H117ZM120 51H121V50H120ZM132 51H134V49H133ZM132 51H131V53H132ZM10 52H12V53L14 54L13 51H10ZM16 52L18 53V50H17ZM16 52H15V53H16ZM19 52H20V51H19ZM28 52H30V51H28ZM28 52H27V53H28ZM36 52H37V51H36ZM59 52H60V51H58V53H56V55H57V54L60 55ZM63 52H64V51H63ZM73 52H74V51H73ZM78 52H79V51H78ZM114 52H115V51H114ZM122 52H123V51H122ZM4 53H5V51H4ZM20 53H21V52H20ZM24 53H25V50H24ZM30 53L32 54L33 51L30 52ZM52 53H53V50H52ZM76 53H77V51H76ZM86 53H87V52H86ZM86 53H85V54H86ZM108 53H109V52H108ZM116 53H118V52H116ZM116 53H115V54H116ZM120 53H121V52H120ZM7 54H9V53L7 52ZM10 54H11V53H10ZM10 54H9V56H10ZM37 54L39 55V53H37ZM37 54H36V55H37ZM46 54L48 55L49 53H46ZM54 54H55V53H54ZM61 54H62V55H63V54H66V52H65V53H61ZM67 54H68V53H67ZM77 54H78V53H77ZM77 54H76L75 56H77ZM79 54H80V53H79ZM83 54H84V53H83ZM87 54H88V53H87ZM89 54H90V52H89ZM89 54H88L87 56L90 58L91 56H89ZM91 54H92V53H91ZM110 54H111V53H110ZM18 55H19V54H18ZM18 55H16V56H18ZM23 55H25V54H23ZM32 55H33V54H32ZM43 55H42V56H43ZM50 55L53 56V54H51V53L49 54V56H48L49 59H50ZM92 55H93V54H92ZM116 55H117V54H116ZM116 55H114V56L117 57ZM121 55L123 56L122 53L118 55V56L120 57V58L118 57V59L123 58V57H121ZM128 55H130V54H128ZM6 56H7V55H6ZM6 56H5V57H6ZM9 56H8V57H9ZM14 56H15V55H14ZM14 56H12V58H13ZM16 56H15V57H16ZM21 56H22V55H21ZM21 56H19V57L21 58ZM70 56H71V54H70ZM85 56H86V55H85ZM112 56H113V55H112ZM114 56H113V57H110L111 59L109 58V61H110V62H113V61H112V58H113V60L116 59V58L114 59ZM2 57H3V56H1L0 59H1ZM15 57H14V58H15ZM24 57H25V56H24ZM26 57H27V56H26ZM30 57H31V56H30ZM34 57H35V56H34ZM40 57H41V56H40ZM40 57H38V58L40 59ZM48 57H47V59H46L47 61H48ZM66 57H67V56H66ZM73 57H74V55H73ZM73 57H69V58H73ZM78 57H80V56L78 55ZM124 57H125V55H124ZM14 58H13L12 61L15 60ZM17 58H18V57H17ZM53 58H54V57H53ZM55 58H56V56H55ZM61 58H64V57H61ZM61 58H60V59H61ZM69 58H68V59H69ZM80 58H81V57H80ZM8 59H9V58H8ZM10 59H11V58H10ZM21 59H23V58H21ZM31 59H32V58H31ZM39 59H38L37 63L39 62ZM44 59H45V58H44ZM44 59H43V61H46V60H44ZM76 59H77V57H76ZM76 59H75V60H76ZM87 59H88V58H87ZM87 59H86V60H87ZM118 59L115 60L116 63L118 62ZM24 60H25V59H24ZM32 60H33V59H32ZM32 60H31V61H32ZM35 60H37V59L35 58ZM52 60H53V59H52ZM54 60H55V59H54ZM64 60H65V59H64ZM64 60H63V63H65ZM88 60H89V59H88ZM2 61H3V60H2ZM15 61H16V60H15ZM15 61H14V62H15ZM19 61H20V60H19ZM19 61L17 60V62H19ZM29 61H30V60H29ZM58 61H59V60H58ZM61 61H62V60H61ZM66 61H67V59H66ZM73 61H74V58H73ZM3 62H5V61H3ZM8 62H9V61H8ZM17 62H16V63H17ZM20 62H21V61H20ZM23 62H24V61H23ZM26 62L29 63V62L27 61V59H26ZM35 62H36V61H35ZM41 62H42V60H41ZM74 62H75V61H74ZM79 62H80V61H79ZM82 62H84V61H82ZM110 62H109L108 64H110ZM24 63H25V62H24ZM27 63H25V64H27ZM30 63H31V62H30ZM30 63H29V64H30ZM33 63H34V62H33ZM43 63H44V62H43ZM43 63H42V64H43ZM46 63H47V62H46ZM49 63H50V62H49ZM51 63L53 64L54 61L51 62ZM51 63H50V64H51ZM70 63H71V62H70ZM114 63H115V62H114ZM2 64H3V63H2ZM13 64L15 65V63H13ZM29 64H27V66H28ZM34 64H36V63H34ZM42 64H41V65L39 64V65L42 67ZM52 64H51V65H52ZM59 64H60V62H58V63L56 62V65H55L54 67L58 66ZM76 64H77V63H76ZM5 65H7V61H6ZM8 65H9V64H8ZM10 65H11V64H10ZM17 65H18V64H17ZM17 65H16V66H17ZM31 65H32V63H31ZM44 65H46V64L44 63ZM63 65H64V64H62L61 67H63ZM66 65H67V63H66ZM66 65H64V66L67 67ZM71 65H73V64H71ZM74 65H75V63H74ZM80 65H81V64H80ZM1 66H2V65H1ZM22 66H23V65H22ZM46 66L48 67V65H46ZM8 67H9V66H8ZM17 67H19V66H17ZM29 67H30V66H29ZM50 67H51V66H50ZM50 67H49V68H50ZM52 67H53V66H52ZM52 67H51V69H52ZM65 67H64V68H65ZM71 67H73V66H71ZM74 67H75V66H74ZM74 67H73V68H74ZM76 67H78V66H76ZM57 68H58V67H57ZM57 68H56V69H57ZM67 68H68V67H67ZM69 68H70V67H69ZM9 69H11V66H10ZM12 69H13V68H12ZM17 69H18V68H17ZM20 69H21V71H22L23 68L20 67ZM36 69H37V67H36ZM36 69H35V70H36ZM40 69H41V68H40ZM40 69H39V70H40ZM43 69H44V68H43ZM54 69H55V68H54ZM0 70H1V68H0ZM3 70H4V69H3ZM23 70H24V69H23ZM28 70H29V69H28ZM44 70H46V69H44ZM48 70H49V69H48ZM61 70H62V69H61ZM65 70H66V68H65ZM65 70H63V72H64ZM68 70H69V69H68ZM4 71H5V70H4ZM7 71H8V70H7ZM7 71H6V72H7ZM10 71H12V70H10ZM10 71H9V72H10ZM13 71H14V70H13ZM33 71H34V70H33ZM33 71H32L31 73H33ZM56 71H58V70H56ZM72 71H74V70L71 68V72H70V70H69V73H71V75L73 74ZM0 72H1V71H0ZM9 72H8V73H9ZM34 72H35V71H34ZM37 72H40V71L37 70ZM42 72H43V71H42ZM47 72H48V71H47ZM54 72H55V71H54ZM59 72H60V71H59ZM65 72H66L65 74H69V73H67V71H65ZM118 72H119V71H118ZM1 73H2V72H1ZM3 73H4V72H3ZM21 73L24 74L25 72H20V74H21ZM31 73H30V74H31ZM48 73H49V72H48ZM56 73H57V72H56ZM60 73H62V72H60ZM18 74H19V73H17V75H18ZM35 74H37V73L35 72ZM35 74H33V75H35ZM41 74H42V73H40V75H41ZM49 74H52L51 76H55V77H56V75L61 76L59 73H58V74L49 73ZM65 74H63V75H65ZM118 74H120V73H118ZM134 74H135V73H134ZM9 75L11 76V74H9ZM14 75H16V74H14ZM14 75H12V76L9 78V80L12 79V78H16V80H17V78L20 79V78H19L20 75H19L18 77H17V76H14ZM24 75H25V74H24ZM33 75H32V78L29 77V76H28V78L33 79V77H34ZM38 75H39V74H38ZM43 75H44V74H43ZM46 75H47V74H46ZM69 75H70V74H69ZM71 75H70V77H72ZM122 75H123L122 73H121V75H119L121 79H122V77H125V75H123V76H122ZM128 75H129V74H128ZM128 75H127V76H128ZM136 75H137V74H135V76H134V75H131V76H133V77L135 78ZM5 76H6V75H5ZM41 76H42V75H41ZM44 76H45V75H44ZM66 76H67V75H66ZM73 76H75V74H73ZM95 76H96V75H94V77H95ZM119 76H118V77H119ZM121 76H122V77H121ZM131 76L129 75V77H131ZM21 77H22V76H21ZM24 77H25V76H24ZM37 77H38V76H37ZM39 77H40V76H39ZM42 77H43V76H42ZM62 77H63V76H62ZM64 77H65V76H64ZM67 77H68V76H67ZM70 77H69V80H70ZM97 77H98V76H97ZM97 77H96V78H97ZM118 77H117V78H118ZM2 78H3V77H2ZM25 78H26V77H25ZM40 78H41V77H40ZM56 78H57V77H56ZM73 78H74V77H73ZM75 78H76V77H75ZM87 78H88V77H87ZM125 78H126V77H125ZM262 78H263V77H262ZM6 79H8V78H4V79H2V81L4 80L5 83H6V82L8 83L9 81H8V80L6 81ZM26 79H27V78H26ZM26 79H24V81H26ZM42 79H43V78H42ZM44 79H45V77H44ZM46 79H49V78L46 77ZM52 79H53V78H52ZM58 79L60 80V78H58ZM62 79H65V80H66V77H65V78H62ZM123 79H124V78H123ZM131 79H132V78H131ZM136 79H137V78H136ZM14 80H15V79H14ZM14 80H12V81H14ZM21 80H23V79H21ZM29 80H30V79H29ZM39 80H40V79H39ZM54 80H55V78L53 79V82H54L53 84H54V85H55V84L57 85V82H55ZM69 80H68V81H69ZM94 80H95V79H94ZM94 80H93V81H94ZM96 80H97V79H96ZM99 80H100V79H99ZM118 80H119V78H118ZM133 80L135 81V79H133ZM137 80H138V79H137ZM137 80H136V81H137ZM0 81H1V80H0ZM2 81H1L0 83H2ZM4 81H3V84H4ZM24 81H23V82H24ZM27 81H28V79H27ZM30 81L33 82V80H30ZM30 81H29V82H30ZM34 81H35V78H34ZM37 81H38V79H37ZM43 81H44V80H43ZM49 81H51V80L49 79ZM56 81H58V80H56ZM70 81H71V80H70ZM76 81H77V79L75 80V82H76ZM79 81H80V80H78L77 82H79ZM84 81H85V80H84ZM84 81H82L81 83H83ZM89 81H91V80H89ZM93 81H92V83H93ZM125 81H127V80H125ZM134 81H133V82H134ZM263 81H264V80H263ZM15 82H16V81H15ZM29 82H28V83H29ZM44 82H45V83H46V82L48 83L47 80H45ZM66 82H67V81H66ZM66 82H65V83H66ZM77 82H76V83H77ZM86 82H87V80H86ZM97 82H98V81H97ZM116 82H117V81H115V83H116ZM118 82H122V80H120V81H118ZM118 82H117V83H118ZM16 83H17V82H16ZM16 83H14V85H15ZM19 83H20V82H18V84H19ZM25 83H27V82H25ZM30 83H31V82H30ZM33 83H34V82H33ZM70 83H71V82H70ZM70 83H68V85H69ZM89 83H90V82H88L87 85H89ZM92 83H91V84H92ZM117 83H116V84H117ZM12 84H13V83H12ZM22 84H24V83H22ZM53 84H52V85H53ZM59 84H60V83H59ZM73 84H75V83H73ZM73 84H72V85H73ZM79 84H80V83H79ZM79 84L77 83L76 85H79ZM84 84H85V82H84ZM91 84H90V85H91ZM97 84H98V83H97ZM116 84H115V85H116ZM119 84H120V83H119ZM119 84H118V85H119ZM121 84L123 85V82H122ZM1 85H2V84H1ZM8 85H9V84H7V86H8ZM16 85H17V84H16ZM61 85H63V83H62ZM70 85H71V84H70ZM70 85H69L68 87H71ZM76 85H75V86H76ZM85 85H86V84H85ZM87 85H86V86H87ZM101 85H102V84H101ZM101 85H100V86L97 85L96 88H97V89L99 88V90H97V91H96V88L93 87V89H95L96 92H94V90H93L92 92H94V93L91 92L92 94H91L89 97H88V95H87V97H88L87 99H88V100H85V98H84V96H83L82 98L84 99V103H82L81 105H76V103H75V100H76V99H75L74 102H73V103H75V105L72 104V102H71V104H69V105H70V106H69L68 103H70V101H69L70 98L68 97V98H69V99H68L67 96L64 95V96H66V98H67L66 100H68V102H66V103H67L66 105H68V106L63 105V103H65V101H66V100H64L63 103L61 102V103H62V106H58V109L55 108V109H54L55 111L53 110L55 113L52 111V112L54 113V114H53V118L51 117L52 120H53V122H54V121H57L56 123H58V124H59V123H64L65 125H67L65 122H67L69 119H77V118H79L80 116H88V114H86V112L96 111V109H97L98 107H100V110H99V109H97V110L101 111L102 106H100V105L103 103V101H105V100L108 101V100H109L107 97L112 98V97H111L110 95H108V94L110 93V91H111L110 94H113V92H112L113 89H112V88L114 87V86H112V88H110L111 90H109V88H107V86H109V84H107V86H106V85H104V86L102 85L103 87H102ZM118 85H116L115 87L117 88ZM122 85H121V86H122ZM7 86H6V87H7ZM19 86H22V85H17L16 87L19 88ZM24 86H25V85H24ZM31 86H32V84H31ZM46 86H47V85H46ZM46 86H45V87H46ZM59 86H60V85H58L56 88H59ZM73 86H74V85H73ZM98 86H99V87H98ZM105 86H106V87H105ZM119 86H120V85H119ZM121 86H120V87H121ZM6 87H5V89H6ZM13 87H14V86H13ZM42 87H43V86H41V87L38 86L36 89H39V88L41 89ZM48 87H50V85H48ZM52 87H53V86H52ZM60 87H62V86H60ZM64 87H66V86H64ZM68 87H67V88H68ZM88 87H89V86H88ZM90 87H91V86H90ZM90 87H89V88H90ZM110 87H111V86H110ZM115 87H114V88H115ZM122 87H123V86H122ZM122 87H121V88H122ZM22 88H23V87H22ZM25 88H26V87H25ZM27 88H28V87H27ZM32 88H33V87H31V89H32ZM56 88L54 87L55 90H57ZM72 88H73V87H72ZM72 88H71V89H72ZM0 89H2V92H3V88H0ZM5 89H4V90H5ZM9 89H10V88H9ZM11 89H12V88H11ZM14 89H15V88H14ZM42 89H43V90H42ZM42 89H41L40 91L38 90L39 92H38V91H37V92H38V93H40V92L42 93V92L44 91V88H42ZM47 89H48V88H47ZM49 89H53V88H49ZM71 89H70V90H71ZM90 89H91V88H90ZM117 89H118V88H117ZM24 90H25V89H24ZM28 90H29V89H28ZM33 90H35V89H33ZM55 90H54V92H55ZM62 90H63V88H62ZM62 90H61V91H62ZM91 90H92V89H91ZM114 90H115V89H114ZM9 91H10V90H9ZM17 91H18V90H17ZM20 91H21V90H20ZM31 91H32V90H31ZM31 91H30V92H31ZM52 91H53V90H52ZM52 91H51V94L53 95ZM63 91H64V90H63ZM11 92H12V91H10V95H9V92H8V95H7V96H9L8 98H6L7 96L5 97V95H3V94H2V95L5 97V100L9 99L8 101H12V102H13V101L15 100V99H13V96H14L13 94H14V93L11 94ZM14 92H16V89H15ZM18 92H19V91H18ZM22 92H23V89H22ZM24 92H25V91H24ZM24 92H23V93H24ZM27 92L29 93V91H27ZM27 92H26V93H27ZM32 92H35V91H32ZM56 92H57V91H56ZM58 92H59V89H58ZM117 92L119 93L118 90H117ZM120 92H121V91H120ZM262 92H263V91H262ZM3 93H4V94H5V93L7 94V91H5V92H3ZM20 93H21V92H20ZM48 93H49V92H48ZM48 93L46 92V95L42 94V95H44V96L42 97V99H44V100L47 99V98H44V97H45V96H48V95H47ZM61 93H63V92H59V93H57V94H58V95H59V94L61 95ZM89 93H90V92H89ZM114 93H116V92L114 91ZM252 93H253V92H252ZM252 93H251V94H252ZM263 93H264V92H263ZM263 93H262L261 97L263 96ZM33 94H37V93H33ZM33 94L31 93V94H29V95H33ZM49 94H50V93H49ZM66 94L69 95V93H67V92H66ZM247 94H248V93H247ZM247 94L244 93V95H245L244 97H247ZM255 94H258V95H259V93H255ZM255 94L253 93V95H255ZM12 95H13V96H12ZM18 95H19V93H17V96H18ZM23 95L25 96L26 94H23ZM27 95H28V94H27ZM27 95H26V96H27ZM37 95H38V94H37ZM37 95H36V96H37ZM58 95H54V100L56 99V97H57ZM60 95H59V97H60ZM62 95H63V94H62ZM116 95H117V94H116ZM248 95H250V94H248ZM258 95H257V96H258ZM0 96H1V90H0ZM3 96H2V97H3ZM11 96H12V97H11ZM15 96H16V95H15ZM15 96H14V98H15ZM17 96H16V98H17ZM19 96L21 97V94H20ZM26 96H25V97H26ZM36 96H35V97H36ZM49 96H50V95H49ZM64 96H62V97H64ZM85 96H86V95H85ZM112 96H113V95H112ZM114 96H115V94H114ZM251 96H252V95H251ZM2 97H0V98H2ZM10 97H11V98H10ZM27 97H28V96H27ZM33 97H34V95H33ZM33 97H32V98H33ZM37 97H38V96H37ZM39 97H40V96H39ZM50 97H52V99H53V96H50ZM59 97H57V100L60 99ZM239 97L241 98L242 96H239ZM255 97H256V96H255ZM259 97H260V95H259ZM18 98H19V97H18ZM18 98L16 99V101L18 100ZM32 98H29V99L31 100ZM58 98H59V99H58ZM71 98H72V97H71ZM82 98H81V99H82ZM106 98H107V99H106ZM227 98H229V97H227ZM230 98L232 99V101H234V100H233V99H234L233 97H230ZM235 98H236V97H235ZM250 98H251V97H247V99H250ZM10 99H11V100H10ZM12 99H13V100H12ZM23 99H26V98H23ZM29 99H27V100H29ZM39 99L41 100V98H39ZM39 99H35V100L37 101V100H39ZM48 99H49V98H48ZM64 99H65V98H64ZM72 99H73V98H72ZM81 99L79 98V99H77V100L80 101ZM83 99H82V100H83ZM236 99H237V101H240V100H238V97H237ZM236 99H235V100H236ZM241 99H242V98H241ZM255 99H256V98H255ZM2 100H3V99H2ZM19 100H20V99H19ZM30 100H29V102H30ZM40 100H39V101H40ZM44 100H43V101H44ZM62 100H63V99H62ZM82 100H81V101H82ZM226 100H227V99H226ZM229 100H230V99H229ZM244 100H246V99H244ZM8 101H7V102H8ZM21 101H22V100H21ZM23 101H25V100H23ZM33 101H34V100L32 99L31 102H33ZM49 101H50V100H48V102H49ZM55 101H56V100H55ZM55 101H53V100L51 101L53 106H54V104H55V103H54ZM59 101H60V100H59ZM223 101H224V100H223ZM223 101H222V102H223ZM0 102H1V101H0ZM19 102H20V101H19ZM25 102H26V101H25ZM25 102H24V103H25ZM29 102H28V103H29ZM40 102H41V101H40ZM40 102H39V103H40ZM56 102H57V101H56ZM76 102H77V101H76ZM82 102H83V101H82ZM1 103H3V101H2ZM4 103H5V102H4ZM14 103H15V102H14ZM39 103H37L38 106L40 105ZM46 103H47V101H45V104H46ZM49 103H50V102H49ZM53 103H54V104H53ZM57 103L60 104V102H57ZM80 103H81V102H80ZM105 103H106V101H105ZM5 104H6V103H5ZM5 104H4V105H5ZM16 104H17V103H16ZM20 104H22V102H21ZM37 104H36L35 101H34V105H37ZM59 104H56V105H59ZM77 104H78V103H77ZM103 104H104V103H103ZM209 104H210V103H209ZM211 104H212V103H211ZM211 104H210V105H211ZM214 104H215V106H216L217 103H213L212 105H214ZM218 104H219V103H218ZM0 105H2V107H3V104H0ZM8 105H10V104H8ZM24 105H27V104H24ZM30 105H31V104H30ZM34 105H32V106H34ZM42 105L44 106V102H43ZM47 105H48V103H47ZM52 105H51V109H52V107H53ZM56 105H55V106H56ZM60 105H61V104H60ZM210 105H207V107H209ZM212 105H211V106H212ZM221 105H222V104H221ZM6 106H7V105H6ZM6 106H5V107H6ZM11 106H13V105H11ZM18 106H19V104H18ZM22 106H23V105H22ZM27 106H28V105H27ZM38 106H37V107H38ZM49 106H50V105H49ZM103 106H104V105H103ZM179 106H181V105H179ZM179 106H178V108H179ZM203 106H204V105H203ZM203 106H200V108H201V107L204 108ZM2 107H0V108H2ZM5 107H3L4 110H5ZM19 107H20V106H19ZM30 107H31V106H30ZM40 107H41V106H40ZM44 107H45V106H44ZM44 107H42V108H44ZM181 107H182V106H181ZM249 107H250V105H249ZM3 108H2V109H3ZM8 108H9V107H8ZM13 108H15V107L13 106ZM21 108H22V107H21ZM25 108H26V107H25ZM25 108H24V109H25ZM34 108H35V109H34ZM34 108H32V109H33V110H36V109H37L36 106H34ZM42 108H40V109H42ZM45 108H47V107H45ZM45 108L43 109L44 111H46ZM172 108H173V107H172ZM200 108H199V109H200ZM2 109H1V110H2ZM9 109H10V108H9ZM38 109H39V108H38ZM56 109H57V110H56ZM168 109H169V108H168ZM173 109H177V107H174ZM205 109L207 110V108H205ZM12 110H13V109H12ZM47 110H49V109L47 108ZM165 110H166L165 112H167V109H165ZM2 111H3V110H2ZM2 111H0V113H1ZM9 111H10V110H9ZM22 111L25 113V112L30 111V110L27 109V111H26V109H25V110H22ZM36 111H38V110H36ZM50 111H51V110H49V112H50ZM102 111H103V110H102ZM169 111H170V110H169ZM195 111H196V110H195ZM209 111H210V110H209ZM7 112H8V111H7ZM14 112H15V111H14ZM14 112L12 111V113H14ZM19 112L22 113L21 110L18 111V113H19ZM31 112H32V110H31ZM31 112H30V113H31ZM39 112H40V111H38V113H39ZM151 112H152V111H151ZM151 112H149V114H150ZM155 112H156V111H155ZM165 112H164V113H165ZM202 112H203V111H202ZM2 113H4V112H2ZM2 113H1V114H2ZM12 113H11V114H12ZM15 113L17 114V111H16ZM15 113H14V115H15ZM20 113H19V114H20ZM28 113H29V112H28ZM28 113H27V114L25 113L26 115H25V114H23V115L20 114V115H21L23 118H25V116L29 115ZM38 113L36 112V114H34V115H36V116L38 117V115H37ZM84 113H85L86 115H85ZM94 113H96V112H94ZM97 113H99V112L97 111ZM97 113H96V115H97ZM159 113H162V112H159ZM164 113H163V114H164ZM169 113H170V112H169ZM1 114H0V115H1ZM6 114H7V113H6ZM9 114H10V112H9ZM9 114H7V115H9ZM11 114H10V115H11ZM45 114H46V113H45ZM49 114H50V113H49ZM49 114H48V115H49ZM90 114L95 115V114H93L92 112L89 113V115H90ZM101 114H102V112H101ZM101 114H100V115H101ZM152 114H153V112H152ZM154 114H155V113H154ZM199 114H202V113L199 112ZM204 114H205V113H204ZM204 114H203V116H204ZM7 115H5V116H7ZM24 115H25V116H24ZM31 115H32V114H31ZM31 115H30V116H31ZM41 115H42V111H41ZM98 115H99V114H98ZM98 115H97V117H98ZM155 115H156V114H155ZM197 115H198V114H197ZM205 115H207V114H205ZM208 115H209V113H208ZM208 115H207V116H208ZM12 116H13V114H12ZM12 116H11V117H12ZM16 116H18V114H17ZM30 116H29V117H30ZM44 116H45V115H44ZM44 116H43V118H44ZM50 116H51V114H50L49 116H47V117H50ZM209 116H210V115H209ZM2 117H3V114L1 115V118H2ZM7 117H8V116H7ZM13 117H14V116H13ZM29 117H28V118H29ZM47 117H46V118H47ZM89 117H90V119L92 118L91 115H90V116L86 117V119L89 118ZM93 117H94V116H93ZM97 117H96V118H97ZM8 118H10V117H8ZM23 118H22V119H23ZM28 118H27V119H28ZM30 118H32V117H30ZM51 118H48V119L50 120ZM81 118H83V117H81ZM84 118H85V117H84ZM153 118H154V117H153ZM166 118H167V117H166ZM10 119H11V118H10ZM15 119H16V118H15ZM22 119L20 118V120H22ZM25 119H26V118H25ZM33 119H34V118H33ZM39 119H41V118L39 117ZM44 119H45V118H44ZM79 119H80V118H79ZM79 119H78V120H79ZM90 119H88V120H90ZM92 119H93V118H92ZM97 119H98V118H97ZM99 119H100V121H101V118H99ZM146 119H147V118H145L144 120H146ZM168 119H169V117H168ZM37 120H38V119H37ZM37 120H36V121L34 120V121L37 122ZM49 120H48V123H49ZM83 120H84V119H81V121H83ZM88 120H85V121H88ZM94 120H95V118H94ZM164 120H165V119L163 118V122H164ZM27 121L29 122V120H27ZM43 121H45V120H43ZM43 121H40V122H41V125H42V122H43ZM46 121H47V120H46ZM73 121H74V120H73ZM79 121H80V120H79ZM148 121H151V120H148ZM159 121H160V119H159ZM159 121H157V122L159 123ZM161 121H162V120H161ZM23 122H24V119H23ZM76 122L78 123V121L75 120V123H76ZM90 122H91V121H90ZM90 122H89V123H90ZM96 122H97V120H96ZM102 122H103V121H102ZM136 122H137V121H136ZM136 122L133 123L132 127L136 124ZM143 122H145V121H143ZM143 122H141V124H140L139 122H137V123L140 124L139 126H144V125L142 124ZM152 122H153V121H152ZM163 122H161V124H162ZM165 122L167 123L168 121L165 120ZM165 122H164V126H165V124H166ZM25 123H26V122H25ZM31 123H33V122L31 121ZM45 123H46V122H45ZM50 123H51V122H50ZM72 123L74 124V122H72ZM92 123H94V121H93ZM158 123H157V125H158ZM27 124H28V123H27ZM29 124H30V122H29ZM29 124H28V125H29ZM34 124H35V123H34ZM46 124H47V123H46ZM46 124H45V125H46ZM52 124H53V123H52ZM64 124H62V125H64ZM70 124H71V122L69 123V125H70ZM90 124H91V123H90ZM125 124H126V123H124V124L122 123V125H123L124 128H125V126H124ZM149 124H150V123H149ZM149 124H148V125H149ZM153 124H154V123H153ZM25 125H26V124H25ZM28 125H26V126H28ZM30 125H33V124H30ZM30 125H29V126H30ZM35 125H36V124H35ZM37 125L41 126L40 124H38V122H37ZM37 125H36V126H37ZM62 125H61V124H60V125H57V127L59 128V127L62 126ZM69 125H68V126H69ZM128 125H130V124H128ZM137 125H138V124H136V126H137ZM145 125H146V126H145V128H146L145 130H147V128H149V127H147L148 125L146 124V122H145ZM150 125H152V124H150ZM150 125H149V126H150ZM155 125H156V124H155ZM167 125H168V123L166 124V127H168ZM26 126H23V127H26ZM36 126H35V127H36ZM50 126H51V125H50ZM70 126H71V125H70ZM97 126H98V125H96V127H97ZM126 126H127V124H126ZM130 126H131V125H130ZM130 126H129V128H130ZM153 126H154V125H153ZM158 126H160V125H158ZM31 127H32V126H31ZM33 127H34V126H33ZM35 127H34V128H35ZM42 127H43L44 129H46L43 125H42ZM46 127H47L48 129L50 128L48 125H46ZM52 127H53V125H52ZM62 127H63V126H62ZM65 127H67V126H65ZM87 127H88V126H87ZM92 127H94V126H92ZM102 127H103V126H102ZM102 127H101V128H102ZM120 127H122V126H120ZM123 127H122V129H124ZM166 127H165V128H166ZM29 128H30V127H29ZM43 128H42V129H43ZM55 128H56V127H55V124H54V128H53V129H54V132H55ZM90 128H91V127H88V130H87V131H89ZM101 128H100V129H101ZM133 128H134V127H133ZM133 128H132V129H133ZM135 128H136V127H135ZM137 128H138V127H137ZM137 128H136V130H137ZM141 128H143V127H141ZM158 128H160V127H158ZM158 128H157V129H158ZM36 129H37V128H36ZM36 129H35V130H36ZM42 129H41V130H42ZM95 129H97V128H95ZM95 129H94V130H95ZM103 129H105V128H103ZM116 129H117V128H116ZM120 129H121V128H120ZM120 129H119V130H120ZM139 129H140V128H139ZM149 129H150V128H149ZM154 129H155V128H154ZM154 129H153V131H154ZM157 129H156V130H157ZM39 130H40V129H39ZM46 130H47V129H46ZM49 130H50V129H49ZM56 130H57V133H59V132L61 133V130H60L59 132H58L59 129H56ZM94 130H93V131H94ZM97 130H98V129H97ZM106 130H107V129H106ZM124 130H125V129H124ZM129 130H131V128H130ZM129 130H128V132H129ZM133 130H134V129H133ZM133 130H131V131H133ZM145 130H144V131H145ZM151 130H152V127H151ZM159 130H160V129H159ZM163 130H164V129H163ZM163 130H162V131H163ZM262 130H263V129H262ZM29 131H30V130H29ZM29 131L26 132V133L24 132V135L28 133V136H29L30 133H31V132L29 133ZM36 131H37V130H36ZM36 131H33V132H36ZM52 131H53V130H52ZM85 131H86V130H85ZM117 131H118V130H117ZM117 131L115 130L116 133H117ZM120 131H122V130H120ZM120 131H119V132H120ZM142 131H143V130H142ZM144 131H143V132H144ZM147 131H148V130H147ZM38 132H39V131H38ZM43 132L45 133V132H47V131L44 130ZM50 132H51V131H50ZM54 132H53V134H54ZM90 132H91V131H90ZM94 132H96V130H95ZM94 132H92V135L94 136V138H95V137L97 138V136H95V135L93 134ZM97 132H98V131H97ZM97 132H96V133H97ZM99 132H101V131L99 130ZM104 132H106V131H104ZM110 132L112 133V131H110ZM110 132L108 131V134H109ZM113 132H114V131H113ZM133 132H135V131H133ZM137 132H138V134H139V131H137ZM140 132H141V131H140ZM150 132H151V131H150ZM158 132H159V131H157V133H158ZM164 132H165V130H164ZM166 132H167V130H166ZM257 132H259V131H257ZM260 132H261V131H260ZM36 133H37V132H36ZM39 133H40V132H39ZM41 133H42V132H41ZM41 133H40V134H41ZM47 133H49V132H47ZM57 133H55V134H57ZM83 133H84V132H83ZM83 133H82V134H83ZM85 133H86V132H85ZM96 133H95V134H96ZM102 133H103V132H102ZM102 133H100L101 135H98V136H101V138H102ZM106 133H107V132H106ZM111 133H110V134H111ZM155 133H156V132H155ZM157 133H156V134H157ZM167 133H169V131H168ZM255 133H256V132H255ZM261 133H262V132H261ZM261 133H260V134H261ZM22 134H23V133H22ZM40 134H39V136H40ZM53 134H52V136H53V139L55 140V137H54L55 134H54V135H53ZM64 134H67V133L65 132ZM68 134H69V133H68ZM70 134H71V133H70ZM70 134H69V135H70ZM73 134H74V133H73ZM73 134H72V135H73ZM77 134H78V133H77ZM77 134H76V135H77ZM89 134H91V133H89ZM97 134H99V133H97ZM97 134H96V135H97ZM104 134H105V133H103V135H104ZM113 134H114V133H113ZM131 134H132V133H131ZM140 134H141V133H140ZM146 134H148V133H146ZM149 134H150V133H149ZM160 134H162V133H160ZM257 134H258V133H257ZM35 135H36V134H35ZM57 135H58V134H57ZM84 135H86V134H84ZM87 135H88V134H87ZM252 135H253V134H252ZM28 136H27V137H28ZM37 136H38V133H37ZM37 136L35 137L36 139H37ZM41 136H43V134H41ZM44 136H45V134H44ZM64 136H65V135H64ZM64 136H63V137H64ZM105 136H108V135L106 134ZM121 136H122V135H121ZM137 136H138V135H137V133H136V139H137ZM142 136H143V135L141 134V136H138V138H139V137L141 138ZM217 136H219V135H217ZM217 136H216V137H217ZM249 136H250V135H249ZM0 137H1V136H0ZM2 137H4V136H2ZM20 137H22V135H21ZM20 137H19V138H20ZM30 137H32V140H30V142H31V141H33V139H34V136L30 135ZM30 137H28V138H30ZM46 137L51 138L49 135H47ZM58 137H59V136H58ZM60 137H61V135H60ZM65 137H66V136H65ZM67 137H68V136H67ZM73 137H74V136H73ZM75 137H76V136H75ZM80 137H81V136H80ZM84 137H85V136H84ZM110 137H111V136H110ZM122 137H123V136H122ZM124 137H125V136H124ZM131 137H133V135H132ZM134 137H135V136H134ZM197 137H198V135H197ZM197 137H196V138H197ZM204 137H205V136H204ZM209 137H211V136L209 135ZM209 137H208V138H209ZM250 137H252V136H250ZM19 138H16V140L19 139ZM28 138H27V139H28ZM41 138H42V137H41ZM43 138H44V137H43ZM69 138H70V137H69ZM78 138H79V137H78ZM85 138H87V137H85ZM99 138H100V137H99ZM99 138H98V139H99ZM107 138H108V137H107ZM115 138H116V137H115ZM192 138H193V137H192ZM201 138H202V137H201ZM205 138H206V137H205ZM218 138H219V137H218ZM243 138L245 139V137H243ZM3 139H4V138H2V139L0 138V140H3ZM6 139H7V138H6ZM6 139H5V141H6ZM22 139H24V138L22 137ZM22 139H21V140H22ZM25 139H26V137H25ZM30 139H31V138H30ZM38 139H39V137H38ZM45 139H46V138H45ZM45 139H43L44 143H46V142H45ZM56 139H57V138H56ZM60 139H61V138H59V139H57V140H60ZM75 139H76V138H75ZM82 139H83V138H81V140H82ZM92 139H93V138H91V140H92ZM104 139H105V138H104ZM104 139H99V142L101 143V145L104 144V142H105ZM134 139H135V138H134ZM134 139H132V140H134ZM198 139H199V138H198ZM212 139H213V138H212ZM224 139H225V138H224ZM249 139H250V138H249ZM253 139H254V138H253ZM13 140H14V139H13ZM13 140H11V141H13ZM19 140H20V139H19ZM49 140H51V139H49ZM62 140H64V139H62ZM62 140H61V141H62ZM67 140H68V139H67ZM67 140H65V142H66ZM76 140H77V139H76ZM85 140H86V139H85ZM93 140H94V139H93ZM93 140H92V141H93ZM138 140L140 141V139H138ZM210 140H211V139H210ZM228 140H229V139H228ZM228 140H227V143H228ZM5 141H4V143H5ZM24 141H25V140H24ZM28 141H29V140H28ZM46 141H48V140L46 139ZM52 141H53V140H52ZM70 141H71V140H70ZM70 141H69V143H72V142H70ZM123 141H124V140H123ZM123 141L121 142V140H120L121 144H120L119 141H118V143L120 144L119 147H120L121 149H124V147L121 146L122 143H123ZM175 141H176V140H175ZM175 141H174V142H175ZM189 141H190V140H189ZM189 141H188V144H189ZM194 141H195V140H194ZM194 141H193V142H194ZM205 141H206V140H205ZM217 141H218V139H217ZM233 141H234V140H233ZM237 141H240V140H236V143H237V144L241 143V141H240L239 143H238ZM256 141H257V140H256ZM256 141H255V142H256ZM259 141H260V140H259ZM8 142H9V141H7L6 144H8ZM19 142H21V141H19ZM22 142H23V140H22ZM22 142H21V143H22ZM30 142H29V145H31ZM34 142H35V141H34ZM55 142H56V140H55ZM55 142H54V144H55ZM58 142H59V141H58ZM58 142H57V143H58ZM62 142H63V141H62ZM76 142H77V141H76ZM80 142H81V141H80ZM86 142H88V141H86ZM99 142H98V143H99ZM125 142H126V139H125V141H124L123 144H125ZM128 142H129V140H128ZM132 142H133V141H132ZM134 142H135V141H134ZM137 142H138V141H137ZM183 142H184V141H183ZM186 142H187V141H186ZM191 142H192V141H190V143H191ZM193 142H192V143H193ZM209 142H210V141H209ZM221 142H222V141H221ZM221 142L219 141L218 143H221ZM231 142H232V141H231ZM243 142H244V141H243ZM253 142H254V141H253ZM16 143H18V142L16 141ZM40 143H41V142H40ZM47 143H48V142H47ZM47 143L45 144V145H47V146H46L45 148H43V149H45L44 151L47 152V154H46V153H44V154H46L47 156H48V155L55 156V154H56V156H57V153H59V152L61 151V147H60V146H62V145H60V146H52V145H50V144H51L50 141H49L48 144H47ZM59 143H60V142H59ZM59 143H58V144H59ZM113 143H114V142H113ZM118 143L115 142L116 145H117ZM180 143H181V142H180ZM256 143H257V142H256ZM11 144H14V143H11ZM24 144H25V143H24ZM26 144H27V143H26ZM52 144H53V143H52ZM58 144H57V145H58ZM67 144H68V143H67ZM106 144H107V142H106ZM126 144H128V143L126 142ZM137 144H138V143H137ZM204 144H205V143H204ZM209 144H210V143H209ZM211 144H212V143H211ZM213 144L215 145V142H214ZM222 144H223V143H222ZM228 144H229V143H228ZM228 144H227V145H228ZM230 144H231V143H230ZM230 144H229V145H230ZM260 144H262V146H261L260 149H258V148L255 149V148H254V150H253V148H251L253 151H251V150L249 151V150H248V153H247V155H244L245 157H243V160L240 159L241 161H240V160H238V161L243 162V163H245L246 165L249 164V163H252V162H257V161H260V162H261V158H260V157H259V159H258L257 161H255V159L258 158L257 156H259L260 154L262 155V153L264 154V151H263V152L261 151V150H263V148H264V143L261 142ZM4 145H5V144H4ZM4 145H3V146H4ZM8 145H9V144H8ZM18 145H19V144H18ZM18 145H17V146H18ZM27 145H28V144H27ZM84 145H85V144H84ZM108 145H110V144H108ZM111 145H112V144H111ZM111 145H110V146H111ZM116 145H115V146H116ZM131 145H134V144H131ZM178 145H179V144H178ZM181 145H182V144H181ZM183 145H184V144H183ZM216 145H217V144H216ZM232 145H233V144H232ZM235 145H236V144H235ZM3 146H2V147H3ZM19 146H21V145H19ZM19 146H18V147H19ZM33 146H34V145H33ZM38 146H39V145H38ZM38 146H37V147H38ZM42 146H43V145H42ZM71 146H72V145H71ZM86 146H87V145H86ZM86 146H85V149H86V154H87V148H86ZM91 146H92V145H91ZM95 146H97V144H96ZM98 146H99V144H98ZM106 146H107V145H106ZM106 146H105V147H106ZM124 146H126V148H127V145H124ZM128 146H130V145L128 144ZM189 146H190V145H189ZM193 146H194V145H193ZM199 146H201V145H199ZM202 146H203V145H202ZM207 146H208V145H207ZM210 146H211V145H210ZM218 146H219V145H218ZM225 146H226V145H225ZM237 146H238V145H237ZM240 146H241V145H240ZM258 146H259V145H258ZM8 147L10 148V145H9ZM12 147H13V146H12ZM29 147H30V146H29ZM40 147H41V144H40V146H39L38 148H36V146H35V149L37 150V149H39ZM83 147H84V146H83ZM87 147H89V146H87ZM93 147H94V146H93ZM99 147H100V146H99ZM102 147L105 148L104 146H102ZM116 147L118 148V146H116ZM122 147H123V148H122ZM133 147H134V146H133ZM135 147H136V145H135ZM178 147H179V146H178ZM181 147H182V146H181ZM181 147H180V149H181ZM194 147H195V146H194ZM196 147H197V145H196ZM203 147H205V146H203ZM211 147H212V146H211ZM221 147H223V146H221ZM226 147H227V146H226ZM249 147H250V144H249ZM249 147H248V148H249ZM3 148H4V147H3ZM16 148H17V147H16ZM21 148H22V147H21ZM73 148H74V147H73ZM75 148H76V147H75ZM91 148H92V147H91ZM107 148H108V147H107ZM107 148H106V149H107ZM117 148L112 147V148H109V149H110L111 151L117 152L118 149H119V148H118V149H117ZM174 148H177V147H174ZM174 148L172 149L173 151H174ZM191 148H192V147H191ZM197 148L200 149L201 147H197ZM205 148H206V147H205ZM227 148H228V147H227ZM235 148H236V147H235ZM0 149H2V148H0ZM4 149H7V148H4ZM12 149H14V148H12ZM12 149H11V150H12ZM19 149H20V148H19ZM31 149H32V148H31ZM35 149H34V150H35ZM41 149H42V147H41ZM80 149H81V148H79V149H77V150L80 151ZM83 149H84V148H83ZM89 149H90V148H89ZM93 149H94V148H93ZM96 149H97V148H96ZM130 149H132V147H130ZM133 149H134V148H133ZM180 149H178V151H179ZM192 149H193V148H192ZM194 149H195V148H194ZM207 149H208V147H207ZM207 149H206V150H207ZM209 149H210V148H209ZM233 149H234V148H233ZM15 150H16V149H15ZM20 150H22V149H20ZM20 150H19V151H20ZM23 150H24V149H23ZM23 150H22V151H23ZM27 150H28V149H27ZM62 150H63V149H62ZM75 150H76V149H75ZM75 150H73V152H74ZM81 150H82V149H81ZM90 150H92V149H90ZM100 150H101V149H100ZM100 150H99V151H100ZM125 150H126V149H125ZM175 150H177V149H175ZM189 150H190V149H189ZM189 150H188V151H189ZM195 150H196V149H195ZM225 150L227 151L228 149L225 148ZM238 150H239V149H238ZM238 150H236L235 153H238V152H237ZM242 150H243V147H242ZM244 150H246V149H244ZM4 151H5V150H4ZM78 151H77V153H78ZM93 151H94V150H93ZM97 151H98V150H97ZM120 151H121V150H120ZM120 151H119V152H120ZM122 151H123V150H122ZM173 151H172V152H173ZM178 151H177V152H178ZM181 151H182V149H181ZM233 151H235V150H233ZM2 152H3V151H2ZM10 152H11V151H10ZM10 152H9V153H10ZM29 152H30V151H29ZM33 152H34V151H33ZM33 152H30V153H33ZM39 152L41 153L42 150H40ZM39 152H38L37 154H39ZM63 152H64V151H63ZM63 152H62V153H63ZM68 152H69V151H68ZM71 152H72V150H71ZM71 152H70V153H71ZM73 152H72V153H73ZM83 152H85V151L82 150V151H80L81 154H80V153H79V154H80V155H84ZM95 152H96V151H95ZM95 152H93V153H95ZM134 152H135V151H134ZM134 152H133V155H136L137 153L135 154ZM138 152H139V151H138ZM170 152H171V151H170ZM175 152H176V151H175ZM182 152H183V151H182ZM182 152H181V153H182ZM190 152H192V151H190ZM217 152H218V151H217ZM229 152H230V150H229ZM242 152H243V151H241L240 155L242 154ZM4 153H5V152H4ZM23 153H24V152H23ZM25 153H26V152H25ZM25 153H24V154H25ZM34 153H35V152H34ZM34 153H33V154H34ZM70 153H69V155H70ZM88 153H89V151H88ZM91 153H92V152H91ZM123 153H125V152L123 151ZM128 153H129V151H128ZM130 153H131V151H130ZM139 153H140V152H139ZM186 153H187V152H186ZM192 153H193V152H192ZM224 153H225V152H224ZM233 153H234V152H233ZM0 154H1V152H0ZM20 154H21V151H20ZM27 154H28V153H27ZM41 154H43V153H41ZM65 154H66V152L63 154V156H65ZM73 154H74V153H73ZM73 154H72V155H73ZM75 154H76V151H75ZM86 154H85V155H86ZM99 154H100V153H99ZM131 154H132V153H131ZM142 154H143V153H142ZM142 154H140V155L137 154V155H138V157H139V156H141ZM171 154H172V153H171ZM188 154H190V153H188ZM212 154H213V153H212ZM215 154H216V153H215ZM220 154H221V153H220ZM243 154H244V153H243ZM249 154H251V155H249ZM8 155L10 156V154H8ZM29 155H30V154H29ZM58 155H59V158L56 157L57 160L60 159V158L62 157L61 153L58 154ZM66 155H67V154H66ZM87 155H90V154H87ZM87 155H86V156H87ZM106 155H107V154H106ZM120 155H121V154H120ZM120 155H118V158H119V157L121 158ZM133 155H132L131 157H133ZM137 155H136V156H137ZM167 155H168V154H167ZM180 155H181V154H179V156H180ZM184 155H185V154H184ZM192 155H193V154H192ZM207 155H208V153H207ZM216 155H217V154H216ZM226 155H228V154L226 153ZM226 155H223V157H225ZM234 155H235V154H234ZM0 156H1V155H0ZM19 156H21V155H18V157H19ZM22 156H23V155H22ZM37 156H38V155H37ZM42 156H45V155H42ZM60 156H61V157H60ZM77 156H78V155H77ZM99 156L102 157L103 155H99ZM111 156H113V155H111ZM126 156H127V155H126ZM136 156H135V157H136ZM146 156H147V155H145V157H146ZM150 156H151V155H150ZM150 156H149V158H150ZM158 156H159V155H158ZM171 156H172V155H171ZM238 156H239V153H238ZM1 157H2V156H1ZM24 157H25V156H24ZM24 157H22V158H24ZM27 157H28V156H27ZM50 157H51V156H50ZM88 157H89V156H88ZM95 157H96V156H95ZM95 157H94V158H95ZM107 157H108V156H107ZM113 157H114V156H113ZM115 157H116V156H115ZM115 157H114V158H115ZM124 157H125V156H124ZM124 157H123V158H124ZM145 157H144V159H145ZM155 157H156V155H155ZM155 157H154V158H155ZM159 157H160V156H159ZM164 157H165V156H164ZM210 157H211V156H210ZM217 157H218V156H217ZM217 157H216V158L214 157V158L217 159V160H219L220 157H219V158H217ZM223 157H222V158H223ZM3 158L5 159V157H3ZM8 158H9V157H8ZM19 158H21V157H19ZM41 158L43 159L44 157H41ZM47 158H49V157H47ZM52 158H53V157H52ZM52 158H51V160H50V159H49V160H50L51 162H52V160H53V162H54L56 159H55V157H54L53 159H52ZM72 158H73V157H72ZM97 158H98V157H97ZM111 158H112V157H111ZM118 158L115 160V162L118 160ZM125 158H126V157H125ZM142 158H143V157H142ZM142 158H141V159H142ZM146 158H147V157H146ZM160 158H161V157H160ZM177 158H178V157H177ZM228 158H229V157H228ZM240 158H241V156H240ZM262 158H264V157H262ZM39 159H40V158H39ZM66 159H67V158H66ZM66 159H65V160H66ZM70 159H71V158H70ZM80 159H81V158H80ZM88 159H89V158H88ZM99 159H100V157H99ZM106 159H108V158H106ZM109 159H110V158H109ZM109 159H108V160H109ZM112 159H113V158H112ZM112 159H111V161H113ZM121 159H122V158H121ZM121 159H120V160H121ZM129 159H130V158H129ZM137 159H138V158H137ZM163 159H164V158H163ZM165 159H166V158H165ZM174 159H175V157H174ZM186 159H187V158H186ZM191 159H192V158H191ZM198 159H199V158H198ZM198 159H197V160H198ZM207 159H208V157H207ZM212 159H213V158H212ZM212 159H211V160H212ZM223 159H224V158H223ZM232 159H233V158H232ZM234 159H235V158H234ZM7 160H8V159H7ZM45 160H46V159H44L43 161L45 162ZM47 160H48V159H47ZM47 160H46V161H47ZM49 160H48V162H49ZM90 160H91V159H90ZM100 160H101V159H100ZM102 160H103V159H102ZM108 160H107V161H108ZM199 160H200V159H199ZM199 160L197 161L198 163L201 162V161H199ZM202 160H203V159H202ZM204 160H205V159H204ZM204 160H203V161H204ZM217 160H212V161L214 162V161H217ZM35 161H36V160H35ZM37 161H38V160H37ZM41 161H42V160H40V162H41ZM43 161H42V162H43ZM105 161H106V160H105ZM128 161H129V160H128ZM130 161H132V164H133V163H134L133 161H135V160H130ZM137 161H138V160H137ZM140 161H141V160H140ZM142 161H143V160H142ZM147 161H148V160H147ZM149 161H150V160H149ZM152 161H153V160H152ZM163 161H164V160H163ZM174 161H175V160H174ZM176 161H178V160H176ZM186 161H187V160H186ZM203 161H202V162H203ZM208 161H209V160H208ZM212 161H211V162H212ZM224 161H225V160H224ZM238 161H237V162H238ZM0 162H1V161H0ZM9 162H10V161L8 160V163H9ZM38 162H39V161H38ZM40 162H39V163H40ZM51 162H49V163H51ZM63 162H64V161H63ZM66 162H67V161H66ZM69 162H70V161H69ZM76 162H77V161H76ZM92 162H93V161H92ZM167 162H168V161H167ZM171 162H173V160H172ZM193 162H194V161H193ZM193 162H192V163H193ZM197 162H196V163H197ZM202 162H201V163H202ZM205 162H206V160H205ZM218 162H219V161H218ZM218 162H216V163H218ZM226 162H227V161H226ZM228 162H229V160H228ZM228 162H227V163H228ZM231 162H232V161H231ZM231 162H230V163H231ZM233 162H234V165H235V161H233ZM262 162H263V160H262ZM3 163H4V162H3ZM3 163H1V164H3ZM35 163H37V162H35ZM60 163H61V162H60ZM64 163H65V162H64ZM64 163H63V165H64ZM80 163H81V162H80ZM87 163H88V162H87ZM89 163H90V162H89ZM89 163H88V164H89ZM113 163H114V161H113ZM120 163H122V162H120ZM126 163H127V161H126ZM139 163H141V162H139ZM139 163H138V164H139ZM147 163H148V162H147ZM157 163H158V162H157ZM165 163H166V162H165ZM180 163H181V162H180ZM206 163H208V162H206ZM209 163H210V162H209ZM216 163H215V166H216ZM220 163H221V162H220ZM41 164H42V163H41ZM75 164H76V163H75ZM85 164H86V163H85ZM92 164H93V163H92ZM129 164H130V163H129ZM136 164H137V163H136ZM161 164H162V163H161ZM183 164H184V163H183ZM194 164H195V163H194ZM194 164L191 165L192 168L195 167V166H193ZM210 164H211V163H210ZM210 164H209V165H210ZM221 164H222V163H221ZM237 164H238V163H237ZM11 165H12V164H11V162H10V166H11ZM42 165H43V164H42ZM50 165H51V164H50ZM52 165H53V164H52ZM67 165H68V164H67ZM71 165H72V164H71ZM78 165H79V164H78ZM78 165H77V166H78ZM86 165H87V164H86ZM127 165H128V164H127ZM127 165H126V166H127ZM130 165H131V164H130ZM133 165H134V164H133ZM133 165H131V167H132ZM175 165H177L176 162H175ZM198 165H201V164L199 163ZM207 165H208V164H207ZM218 165H219V164H218ZM225 165L227 166L228 164L225 163ZM232 165H233V164H232ZM234 165H233V166H234ZM240 165H241V164H240ZM258 165H259V164H258ZM8 166H9V165H8ZM8 166H7V167H8ZM10 166H9V167H10ZM53 166H54V165H53ZM57 166H58V165H57ZM57 166H56V167H53L54 170H56L55 168H57ZM87 166H89V165H87ZM91 166H92V165H91ZM171 166H173V163H169V162H168L167 165H165V167H168V168L171 167ZM181 166H182V165H181ZM202 166H204V165H202ZM212 166H214V164H212ZM228 166H229V165H228ZM238 166H239V165H238ZM243 166H244V165H243ZM249 166H250V165H249ZM253 166H255V164H254ZM253 166H252V167H253ZM259 166H261V165H259ZM5 167H6V166H5ZM5 167H4V168H5ZM14 167L17 168L16 166H14ZM14 167H13V168H14ZM42 167H43V166H42ZM46 167H47V164H46ZM78 167H79V166H78ZM158 167H161L160 163H159L158 165H140V166L137 165L136 169L134 170V173H136L137 175H138L139 173H142V174H145V173H146V174H147V173H150L152 170H156ZM178 167H179V166H178ZM185 167H186V166H185ZM187 167H189V165H188ZM196 167H197V166H196ZM198 167H199V166H198ZM198 167H197V168H198ZM210 167H211V166H210ZM222 167H223V166H222ZM241 167H242V166H241ZM246 167H247V166H246ZM43 168H45V166H44ZM73 168H75V167H73ZM81 168H82V169H85V166H82ZM88 168H89V167H88ZM94 168H95V167H94ZM128 168H129V166H128ZM134 168H135V166H134ZM134 168H132V169H134ZM161 168H162V167H161ZM201 168H202V167H201ZM207 168H208V166H207ZM218 168H219V166H218ZM226 168H227V167H226ZM239 168H240V167H239ZM244 168H245V166H244ZM247 168H248V167H247ZM249 168H250V169H245V170L250 171V170H251V167H249ZM0 169H1V168H0ZM18 169H19V168H18ZM18 169H17V170H18ZM47 169H49V167H48ZM98 169H99V168H98ZM102 169H104V167H103ZM129 169H130V171H131V168H129ZM163 169H164V168H163ZM165 169H166V168H165ZM165 169H164V170H165ZM185 169H187V168H185ZM190 169H191V167H190ZM193 169H194V168H193ZM199 169H200V167H199ZM199 169H198V171H199ZM202 169H203V168H202ZM211 169H212V167H211ZM211 169H210V170H211ZM213 169H214V171H215V167H214ZM224 169H225V168H224ZM9 170H10L9 168H8V169H7V168H6V169H3V168H2V169L0 170V178H2V177H6L7 175H10V171H9ZM12 170H13V169H12ZM17 170H16V171H17ZM20 170H21V169H20ZM20 170H19V172H20ZM43 170H44V169H43ZM45 170H46V169H45ZM60 170H62V172L58 174V177H56L58 180H63V179H62L63 176H66V175L69 174L70 171H74V170H77V169L75 168V169L72 170V169L69 168V167L60 166V167H59V170H56V171H60ZM89 170H91V173H92L93 176H94V170H95V169H93V168H89ZM89 170L87 169V171H89ZM96 170H97V169H96ZM167 170H168V169H167ZM183 170H184V169H183ZM183 170H182V168H181V171H183ZM195 170H196V168H195ZM203 170H204V169H203ZM14 171H15V169H14ZM16 171H15V172H16ZM21 171H22V170H21ZM46 171H47V170H46ZM46 171H45V172H46ZM49 171L51 172L52 169L49 170ZM98 171H99V170H98ZM100 171H101V170H100ZM157 171H158V170H157ZM157 171H156V173H157ZM175 171H176V170H175ZM181 171L179 170V172H181ZM185 171H186V170H185ZM191 171H192V170H191ZM216 171H217V169H216ZM15 172H13V173H15ZM19 172H18V173H19ZM24 172H25V171H24ZM45 172H44L42 175H44ZM78 172H79V171H78ZM81 172H82V171L80 170V174L84 176L85 174H82ZM95 172H96V171H95ZM131 172H132V171H131ZM131 172H130V173H131ZM162 172H163V171H162ZM162 172H161V173H162ZM167 172H168V171H167ZM169 172H171V171L169 170ZM177 172H178V170H177ZM186 172H188V171H186ZM189 172H190V171H189ZM195 172H196V171H195ZM207 172H209V170L206 171L204 174H206ZM21 173H23V171H22ZM21 173H19L20 176H21ZM55 173H57V172H55ZM71 173H72V172H71ZM83 173L88 174L89 172H88V173H87V172H83ZM91 173H89V174H91ZM102 173H103V171H102ZM102 173H99V174H102ZM130 173H129V175H130ZM151 173H152V172H151ZM151 173H150V174H151ZM156 173H154V174H156ZM163 173H164V172H163ZM172 173H173V172H172ZM174 173H175V172H174ZM181 173H183V172H181ZM181 173H180V174H181ZM197 173H198V172H197ZM244 173H247V171L244 172ZM23 174H25V173H23ZM48 174H50V173L48 172ZM80 174H79V176H80ZM127 174H128V173H127ZM136 174H135V175H136ZM168 174H169V173H168ZM168 174L166 173V176H167ZM176 174H177V173H176ZM189 174H190V173H189ZM194 174H195V173H194ZM199 174H200V173H199ZM202 174H203V172H202ZM232 174H233V173H232ZM26 175H28V173H26ZM26 175H23V176L26 177ZM40 175H41V174H40ZM42 175H41V176H42ZM71 175H72V174H71ZM73 175H75V173H74ZM76 175H77V174H76ZM95 175H96V174H95ZM135 175H134V176H135ZM139 175H141V174H139ZM139 175H138V176H139ZM159 175L162 176V174H159V173H158V177H159ZM164 175H165V174H164ZM223 175H224V174H223ZM15 176H16V175H15ZM15 176H14V177H15ZM23 176H22V177H23ZM49 176H50V175H48V177H49ZM56 176H57V175H56ZM68 176H69V175H68ZM83 176H82V177H83ZM86 176H87V175H85L84 177H86ZM91 176H92V175H91ZM97 176H98V177L100 176V179H102L101 176H103V175H97ZM126 176H127V175H125V177H126ZM134 176H133V177H134ZM141 176H142V175H141ZM141 176H139V177H141ZM143 176H144V175H143ZM148 176H150V175L147 174V177H148ZM154 176H156V175H154ZM169 176H170V175H169ZM192 176H193V174H192ZM201 176H202V175H201ZM218 176H220L219 173H218ZM224 176H226V175H224ZM230 176H233V175H230ZM235 176H236V175H235ZM10 177H11V176H10ZM14 177H12V178H14ZM22 177H20V178H22ZM39 177H40V176H39ZM76 177H77V176H76ZM82 177H81V179H82ZM104 177H105V176H104ZM147 177H145V179H146ZM150 177H153V173H152V176H150ZM158 177H156V178L153 177V178H155L156 180H157V179L160 180V178H158ZM176 177H177V176H176ZM180 177H181V176H180ZM183 177H184V176H183ZM183 177H181V178H183ZM194 177H195V176H194ZM194 177H193V178H194ZM207 177H209V173H208ZM226 177H227V176H226ZM226 177H225V179H226ZM233 177H234V176H233ZM237 177H238V176H237ZM17 178H18V177H16V179H17ZM26 178H27V177H26ZM42 178H44V177H42ZM49 178H50V177H49ZM64 178H65V177H64ZM74 178H75V177H74ZM89 178H90V176H89ZM93 178H96V176L93 177ZM122 178H123V177H122ZM130 178H131V177H130ZM134 178H135V180L137 179L136 176H135ZM143 178H144V177H143ZM163 178H164V177H163ZM166 178H167V177H166ZM170 178H171V177H170ZM185 178H186V177H185ZM195 178H196V177H195ZM202 178H203V177H202ZM204 178H205V176H204ZM211 178L213 179V177H211ZM219 178H220V177H219ZM219 178H218V179H219ZM222 178H223V177H222ZM222 178H221V179H222ZM227 178H228V177H227ZM231 178H232V177H231ZM6 179H7V178H6ZM9 179H10V178H9ZM18 179H19V178H18ZM22 179L25 180V181L27 180V179H25V178H22ZM70 179H71V178H69V180H70ZM90 179H91V178H90ZM109 179H113V178H109ZM109 179L107 178L108 181H109ZM118 179H119V178H118ZM120 179H121V177H120ZM145 179H144V180H145ZM148 179H149V178H148ZM148 179H146V180H148ZM174 179H175V176H174ZM174 179H173V180H174ZM178 179H179V178H178ZM178 179H177V180H178ZM196 179H200V178H196ZM196 179H194V180H196ZM216 179H217V178H216ZM221 179H220V180H221ZM7 180H8V179H7ZM23 180H22V181H23ZM73 180H75V179H72V180H70V181L73 182ZM77 180H79V177H78ZM82 180H84V179H82ZM86 180H88L87 177H86ZM86 180H84V181H86ZM96 180H98V179H96ZM103 180H104V179H103ZM123 180H124V178H123ZM131 180H133V179H131ZM135 180H133V181L135 182ZM138 180H139V178H138ZM140 180L142 181V178H140ZM156 180H155V181H156ZM159 180H158V181H159ZM171 180H172V178H171ZM171 180H170V181H171ZM181 180H183V179H181ZM209 180H210V179H209ZM230 180H231V179H230ZM230 180H229V181H230ZM233 180H234V179H233ZM233 180H232L231 182H233ZM11 181L13 182L12 179H11ZM11 181H9V182H11ZM43 181H44V183H45V180H43ZM53 181H54V180H53ZM53 181H51V182H53ZM63 181H64V180H63ZM66 181H67V179H66ZM70 181H67V182H70ZM75 181H76V180H75ZM79 181H80V180H79ZM88 181H89V180H88ZM98 181H99V180H98ZM104 181H105V180H104ZM125 181H126V180H125ZM125 181H122V182H125ZM133 181H131V182H133ZM155 181H154V183H156ZM160 181H161V180H160ZM163 181H164V180H163ZM178 181H179V180H178ZM183 181H184V180H183ZM197 181H198V180H197ZM197 181H196V182H197ZM201 181H202V180H201ZM201 181H200V182H201ZM203 181H204V179H203ZM210 181H211V180H210ZM1 182H4V181H0V184H1V186H2V183H1ZM64 182H65V181H64ZM67 182H66V184L68 185ZM72 182H71V183H72ZM76 182L78 183V181H76ZM76 182H75V183H76ZM100 182H101V184H100ZM102 182H103V181L101 180V181H99V183H97V184H99V186L97 185V187H96V189H97V191L95 192L96 194H93V195H95V196L92 197V198H90L89 201H88V204H87V207H86V209H87L88 211H92V210H94V209H95V210L99 209V210L97 211V212H99L104 206H108V208H109V204H110L111 202L115 203V202H116L115 200L119 199V197L117 198V196H120V195L124 194V192H126V190H125L122 194H120V195L118 194L117 196H115V195L113 196V194L111 195L110 191L108 190V189H110L111 187L114 186L113 183H112V181L110 182L111 185H109V186H111L110 188H106V187H105L106 185H105V186L102 185ZM120 182H121V181H119L118 184H121V186H122L123 184L120 183ZM127 182H128V179H127ZM136 182H137V180H136ZM143 182L147 183L146 181H143ZM150 182H151V181H150ZM165 182H167V180H165ZM165 182H163V183L166 184ZM172 182H173V181H172ZM191 182L193 183L194 181H191ZM196 182H195V183H196ZM200 182H199V183H200ZM207 182H208V180H207ZM234 182H235V181H234ZM4 183H5V182H4ZM46 183H47V182H46ZM46 183H45V184H46ZM59 183H60V182H59ZM62 183H63V182H62ZM62 183H61V184H62ZM71 183H70V184H71ZM94 183H95V182H94ZM103 183L107 184V182H103ZM108 183H109V182H108ZM140 183H141V182H140ZM140 183H139V184H140ZM148 183H149V182H148ZM154 183H153V184H154ZM174 183H175V182H174ZM179 183H180V182H179ZM185 183H186V182H185ZM188 183H189V182H188ZM195 183H193V184L195 185ZM202 183H203V182H202ZM208 183H209V182H208ZM8 184H9V183H8ZM50 184H51V183H50ZM52 184H53V183H52ZM63 184H64V183H63ZM73 184H74V183H73ZM89 184H90V183H89ZM91 184H92V183H91ZM114 184H115V183H114ZM129 184H130V183H129ZM135 184H137V186H138V183H135ZM149 184H150V183H149ZM151 184H152V182H151ZM176 184H178V183L176 182ZM186 184H187V183H186ZM190 184H191V183H190ZM190 184H189V185H190ZM220 184H221L220 186H223L222 183H220ZM224 184L227 185V183H225V181H224ZM239 184H241V183H239ZM78 185H79V184H78ZM87 185H88V184H87ZM87 185H86V186H87ZM112 185H113V186H112ZM115 185H116V184H115ZM131 185H132V184H131ZM133 185H134V184H133ZM140 185H141V184H140ZM156 185H157V184H156ZM161 185H162V183H160L159 186H161ZM166 185H167V184H166ZM168 185H169V184H168ZM189 185H188V187H189ZM196 185H197V184H196ZM206 185H207V184H206ZM226 185H225V186H226ZM228 185H229V184H228ZM228 185H227V186H228ZM234 185H235V184H234ZM237 185H238V184H237ZM247 185H248V184H247ZM247 185H246V186H247ZM258 185H259V184H258ZM260 185H261V184H260ZM62 186H63V185H62ZM83 186H85V185H83ZM83 186H82V187H83ZM91 186H92V188H94L93 185H91ZM95 186H96V184H95ZM107 186H108V184H107ZM116 186H118V185H116ZM127 186H128V185H127ZM144 186H145V184H144ZM144 186L142 185V186H140V187H144ZM150 186H151V185H150ZM154 186H155V185H154ZM169 186H170V185H169ZM190 186H191V185H190ZM192 186H193V185H192ZM214 186H215V185H214ZM217 186H219V184L216 185V188H217ZM242 186L244 187V184H243ZM46 187H47V186H46ZM51 187H52V186H51ZM63 187H64V186H63ZM75 187H76V186H75ZM82 187H81V188H82ZM87 187L89 188L90 186H87ZM114 187H115V186H114ZM118 187H119V186H118ZM145 187H146V186H145ZM147 187H148V186H147ZM152 187H153V186H152ZM162 187H163V185H162ZM172 187H173V186H172ZM179 187H180V186H179ZM181 187H184V186L181 185ZM185 187H187V186L185 185ZM233 187H234V186H233ZM235 187H238V186L235 185ZM235 187H234V190H235ZM248 187H249V186H248ZM252 187H253V186H252ZM48 188H50L49 185H48ZM67 188H68V187H67ZM81 188H76V189H78V191L81 192V191L79 190V189H81ZM85 188H86V187H85ZM92 188H90V189H92ZM121 188H123V187H121ZM125 188H127L126 185H125ZM125 188H123V189H125ZM163 188H164V187H163ZM169 188H171V187H169ZM174 188H178V187H174ZM174 188H172V189H174ZM189 188H191V187H189ZM198 188H199V187H198ZM203 188H204V187H203ZM207 188H208V187H207ZM214 188H215V187H214ZM216 188H215V189H216ZM260 188H261V187H260ZM262 188H263V187H262ZM50 189H51V188H50ZM50 189H49V190H50ZM62 189H63V188H62ZM65 189H66V188H65ZM73 189L75 190L74 187H73ZM73 189H72V190H73ZM112 189H113V188H111V191H112ZM114 189H115V188H114ZM134 189H135V188H134ZM140 189H143V188H138V190H140ZM152 189L154 190L153 192H155V189H156V188H155V189L152 188ZM158 189H159V188H158ZM166 189H167V188H166ZM172 189H171V190H172ZM184 189H185V188H184ZM201 189H202V188H201ZM220 189H221V188H220ZM224 189H225V188H224ZM246 189H247V188H246ZM257 189H259V188H257ZM54 190H55V189H54ZM68 190H71V189L68 188ZM82 190H83V189H82ZM85 190H86V189H85ZM87 190H88V189H87ZM92 190L94 191V189H92ZM92 190H91V191H92ZM115 190H116V189H115ZM118 190H119V189H118ZM127 190H128V189H127ZM135 190H136V189H135ZM138 190H137V191H138ZM144 190H145V189H144ZM146 190H149V189H146ZM156 190H157V189H156ZM160 190H161V189H160ZM162 190H163V189H162ZM168 190H169V189H168ZM171 190H170V191H171ZM177 190H178V189H176L175 192H176ZM179 190H180V189H179ZM182 190H183V189H182ZM212 190H213V189H212ZM237 190H238V189H237ZM241 190H242V188H241ZM241 190H240V191H241ZM243 190H244V189H243ZM261 190H262V189H261ZM91 191H89V192H91ZM93 191H92V192H93ZM116 191H117V190H116ZM140 191H141V190H140ZM140 191H138V192H140ZM149 191H150V190H149ZM149 191H147V192H149ZM180 191H181V190H180ZM180 191H179V192H180ZM190 191H191V190H190ZM192 191H193V194H194V192H198L199 190H198V191H196V190H192ZM201 191H202V190H201ZM203 191H204V189H203ZM210 191H211V190H210ZM228 191H229V190H228ZM230 191H231V190H230ZM255 191H256V190H255ZM79 192H78V193H79ZM89 192H88V193H89ZM99 192H103V193L105 192V196H104L102 199H99V198L97 197ZM112 192H113V191H112ZM132 192H133V190H132ZM145 192H146V191H145ZM156 192H159V191H156ZM156 192H155V193H156ZM172 192H173V190L171 191V193H172ZM175 192H174V193H175ZM177 192H178V191H177ZM177 192H176V193H177ZM187 192L189 193V191H187ZM205 192H206V191H205ZM207 192H208V193H207ZM207 192H206V193H207L206 195L209 196V193H210V192H209L208 189H207ZM213 192H214V190H213ZM247 192H248V191H247ZM249 192H250V191H249ZM249 192H248V193H249ZM253 192H254V191H253ZM258 192H259V191H258ZM261 192H264V191H261ZM82 193H83V197H84L85 194H84V192H82ZM85 193H86V191H85ZM88 193H87V194H88ZM127 193H128V192H127ZM127 193H125V195H126ZM159 193H160V192H159ZM182 193H183V192H182ZM198 193H199V192H198ZM200 193H202V192H200ZM200 193H199V194H200ZM215 193H216V192H215ZM233 193H234V192H233ZM233 193H230V194H233ZM235 193H236V192H235ZM245 193H246V191H245ZM248 193H246L247 195L244 194V195H245L244 197L249 196ZM76 194H77V193H76ZM79 194H81V193H79ZM87 194H86V195H87ZM89 194H90V193H89ZM148 194H150V192H149ZM180 194H181V193H180ZM184 194H185V193H184ZM199 194H197V195H199ZM211 194H212V193H211ZM221 194H222V193H221ZM230 194H229V195H230ZM241 194H242V193H241ZM241 194H240V195H241ZM77 195H78V194H77ZM125 195L122 196V197H125ZM154 195H155V194H154ZM158 195H161V194H158ZM158 195H155V196H158ZM172 195H175V194H172ZM188 195H189V194H188ZM202 195L205 196V193L202 194ZM235 195H237V194H234V196H235ZM240 195H237V196H240ZM251 195H252V197L255 196L254 193L251 194ZM251 195H250V197H251ZM87 196H88V195H87ZM90 196H91V195H90ZM150 196H151V195H150ZM178 196H179V194H178ZM180 196H181V195H180ZM182 196H183V195H182ZM192 196L194 197L195 195H192ZM200 196H201V194H200ZM204 196H203V197H204ZM213 196H214V195L212 194V198H213ZM219 196H220V195H219ZM231 196H232V195H231ZM237 196H236V197H237ZM256 196H257V195H256ZM256 196H255V197H256ZM261 196H262V195H261ZM261 196L258 195V197L262 198ZM78 197H79V195L77 196V198H78ZM152 197H153V196H152ZM162 197H163V196H162ZM186 197H187V196H186ZM190 197H191V195H190ZM203 197H201V200H200V201L203 200V199H202ZM205 197H206V196H205ZM210 197H211V196H210ZM210 197H209V198H210ZM216 197H218V196H216ZM220 197H221V196H220ZM228 197H229V196H228ZM258 197H257V198H258ZM87 198H88V197H87ZM120 198H121V197H120ZM163 198H164V197H163ZM169 198H170V197H169ZM175 198H176V197H175ZM178 198H180V197H178ZM184 198H185V197H184ZM184 198H183V200H184ZM195 198H197V196H196ZM199 198H200V197H199ZM222 198H223V197H221V199H222ZM230 198H231V197H230ZM237 198H238V197H237ZM242 198H243V195H242ZM247 198H249V197H247ZM247 198H246V199H247ZM3 199H4V198H3ZM25 199H26V198H25ZM78 199H79V198H78ZM80 199H81V196H80ZM83 199H84V198H83ZM154 199H155V198H154ZM154 199H153V200H154ZM180 199H182V198H180ZM180 199H179V201H180ZM185 199H186V198H185ZM205 199H207V198H205ZM205 199H204V200H205ZM210 199H211V198H210ZM214 199H215V201H216V203H217V200L220 199V198H218L217 200H216V198H214ZM221 199H220V200H221ZM243 199H245V198H243ZM252 199H254V198H251V200H252ZM258 199H259V198H258ZM262 199H264V198H262ZM14 200H15V199H14ZM22 200H24V199H22ZM36 200H37V199H36ZM36 200H35V201H36ZM159 200H160V198H159ZM163 200H164V199H163ZM163 200H161V201L163 202ZM171 200H172V199H171ZM171 200H170L169 202H172ZM175 200H177V199H175ZM175 200H174L173 202H175ZM187 200H188V199H187ZM187 200H186V201H187ZM204 200H203V201H204ZM208 200H209V199H208ZM225 200H226V199H225ZM259 200H260V199H259ZM1 201H4V200H1ZM10 201H11V200H10ZM10 201H9V202H10ZM12 201H13V200H12ZM18 201H19V200H18ZM26 201H27V199H26ZM81 201H82V200H81ZM114 201H115V202H114ZM119 201H120V200H119ZM121 201H125L124 198L121 199ZM151 201H152V200H151ZM157 201H158V200H157ZM179 201H178L177 204H179ZM197 201H198V200H197ZM203 201H202V202H203ZM215 201H214V203H215ZM223 201H224V200H223ZM229 201H231V200H229ZM233 201H234V199H232V202H233ZM237 201H238V199H237ZM243 201H244V200H243ZM243 201H242V202H243ZM245 201H246V200H245ZM254 201H255V200H254ZM263 201H264V200H263ZM23 202H24V201H23ZM76 202H78V201H76ZM155 202H156V200H155ZM162 202H161V203L159 202L160 205L162 204ZM173 202H172V203H173ZM188 202H189V200H188ZM192 202H193V201H192ZM204 202H205V201H204ZM227 202H228V200H227ZM227 202H226V203H227ZM234 202H235V201H234ZM238 202H239V201H238ZM252 202H253V200H252ZM256 202H259V204H261V203H262V200H261V203H260V201H256ZM256 202H255V203H256ZM11 203H12V202H11ZM13 203H14V201H13ZM15 203H16V202H15ZM17 203H18V202H17ZM19 203H20V202H19ZM24 203H25V202H24ZM118 203H123V202H118ZM118 203H117V204H118ZM149 203H150V202H149ZM151 203L153 204L154 201L151 202ZM151 203H150V205H152ZM159 203L156 202L157 205H159ZM163 203H164V202H163ZM165 203L167 204V202H165ZM184 203H185V202H184ZM200 203H201V202H199V201L197 202V207L199 206L198 204H200ZM206 203H207V201H206ZM210 203H211V202H210ZM216 203H215V204H216ZM221 203H222V202H221ZM221 203H220V204H221ZM228 203H229V202H228ZM250 203H251V202H250ZM250 203H248V201H247V204H250ZM21 204H22V203H21ZM115 204H116V203H115ZM115 204H114V205H115ZM168 204H169V203H168ZM177 204L174 203V205H177ZM182 204H183V203H182ZM187 204H188V203H187ZM194 204H195V201H194ZM201 204H203V203H201ZM212 204H213V203H212ZM220 204H219V205H220ZM229 204H230V203H229ZM236 204H240V202H239V203H236ZM251 204H252V203H251ZM259 204L257 205V208L259 207ZM263 204H264V203H263ZM5 205H6V204H5ZM7 205H8V204H7ZM10 205H11V204H10ZM13 205H14V204H13ZM16 205H17V204H16ZM18 205H19V204H18ZM25 205H26V204H25ZM80 205H81V204H80ZM82 205H83V204H82ZM85 205H86V204H85ZM85 205H84V206H85ZM118 205H119V204H118ZM118 205H117V206H118ZM157 205H155V207H156ZM174 205H173V207H174ZM190 205H191V204H190ZM203 205H204V204H203ZM205 205H206V204H205ZM205 205H204V206H205ZM226 205H227V204H226ZM233 205H234V203H233ZM1 206H2V205H1ZM21 206H22V205H21ZM111 206L114 207L113 204L110 205V207H111ZM153 206H154V205H153ZM153 206H152V208H153ZM161 206H163V204H162ZM164 206H166V205L164 204ZM184 206H185V205H184ZM186 206H187V205H186ZM186 206H185V207H186ZM193 206H194V205H193ZM193 206H192V207H193ZM216 206H217V204H216ZM216 206H215V207H216ZM254 206H256V205L254 204ZM254 206H253V208H254ZM261 206H262V204H261ZM261 206H260V207H261ZM5 207H6V206H5ZM10 207H11V206H9V208H10ZM23 207H24V206H23ZM77 207H78V205H77ZM112 207H111V209H112ZM155 207H154L153 209H151V210L156 209ZM159 207H160V206H159ZM171 207H172V206H171ZM176 207H177V206H175V208H176ZM180 207H181V206H179V208H180ZM187 207H188V206H187ZM187 207H186L185 209H187ZM192 207L190 206L188 209H190V208H192ZM208 207H209V206H208ZM208 207H206V208H208ZM227 207H228V206H227ZM227 207L225 206V208H227ZM229 207L232 208V206H229ZM229 207H228V208H229ZM233 207H235V206H233ZM238 207H239V206H238ZM242 207H243V206H242ZM260 207H259L258 209H260ZM262 207L264 208V206H262ZM262 207H261V208H262ZM15 208H16V207H15ZM19 208L22 209V207H19ZM19 208H18V209H19ZM104 208H105V207H104ZM114 208H115V207H114ZM160 208H161V207H160ZM168 208H169V210H171V208L169 207V205H168ZM175 208H172V209L175 210ZM195 208H196V205H195ZM199 208H200V207H199ZM199 208H198L197 210H199ZM202 208H203V207H201V209H202ZM211 208H212V206H211ZM218 208H219V207H218ZM222 208H223V212H224V209H225V208H224V207H222ZM228 208H227V209H228ZM240 208H241V205H240ZM263 208H262V209H263ZM2 209H3V208H1L0 210H2ZM5 209H6V208H4V211H5ZM10 209H11V208H10ZM16 209H17V208H16ZM21 209H20V211H21ZM82 209H83V208H82ZM105 209H107V208H105ZM157 209H159V208H157ZM161 209H163V208H161ZM161 209H160V211H162ZM165 209H166V207H165ZM181 209H182V208H181ZM181 209H179V211H180ZM192 209H194V208H192ZM192 209H190V212H189V213H192V212L194 211V210L192 211ZM209 209H210V207H209ZM232 209H233V208H232ZM234 209H235V208H234ZM234 209H233V210H234ZM243 209H244V212H245V210H247L246 208H243ZM6 210H7V209H6ZM13 210H14V209H13ZM78 210H79V208H78ZM78 210H77V211H78ZM108 210H109V209H108ZM108 210H107V211H108ZM163 210H164V209H163ZM167 210H168V209H167ZM169 210H168V214L172 211V210H171V211L169 212ZM174 210H173V211H174ZM195 210H196V209H195ZM205 210H206V209H205ZM213 210H214V209H213ZM217 210H218V209H217ZM219 210H222L221 207L219 208ZM225 210H226V209H225ZM229 210H230V209H229ZM229 210H228V212H229ZM240 210H241V209H240ZM263 210H264V209H263ZM263 210H262V211H263ZM9 211H10V210H9ZM9 211H8V215L10 216ZM14 211H15V210H14ZM17 211H19V210H17ZM36 211H37V210H36ZM36 211H35V212H36ZM79 211H82V210H79ZM79 211H78V212H79ZM103 211H104V209H103ZM156 211H158V210H156ZM160 211H159V212H160ZM177 211H178V208H177ZM177 211H175V212H176L175 214H177ZM184 211H185V210H184ZM184 211H183V212H184ZM186 211H187V210H186ZM191 211H192V212H191ZM203 211H204V210H203ZM211 211H212V210H211ZM215 211H216V209H215ZM231 211H232V210H231ZM231 211H230V213H231ZM238 211H239V210H238ZM247 211H248V210H247ZM247 211H246V212H247ZM253 211H255V210L253 209ZM1 212H2V211H1ZM10 212H11V211H10ZM37 212H38V211H37ZM37 212H36V213H37ZM39 212H40V210H39ZM83 212L85 213L84 210H83ZM97 212H96V213H97ZM165 212H167V211H165ZM194 212H195V211H194ZM197 212H198V211H197ZM201 212H202V211H201ZM206 212H207V210H206ZM208 212H209V211H208ZM212 212H214V211H212ZM218 212H219V211H217V214H218ZM242 212H243V211H242ZM251 212H252V211H250V213H251ZM6 213H7V212H6ZM22 213H23V212H22ZM22 213H21V214H22ZM25 213H27V212H24V214H25ZM46 213H48V212H46ZM81 213H82V212H81ZM84 213H83V214H84ZM89 213H91V212H89ZM92 213H93V212H92ZM94 213H95V212H94ZM103 213H105V212H103ZM153 213H155V211H154ZM153 213H152V214H153ZM157 213H158V212H156V214H157ZM162 213H163V212H162ZM171 213H172V212H171ZM209 213H210V212H209ZM219 213H220V212H219ZM226 213H227V211H226ZM235 213H236V212H235ZM248 213H249V212H248ZM248 213H246V214H248ZM252 213H253V212H252ZM255 213H257V212H255ZM1 214H3V212H2ZM1 214H0V215H1ZM17 214H19V212H18ZM21 214H19V215H21ZM30 214H31V213H30ZM43 214H44V213H43ZM78 214H79V213H78ZM78 214H76V215H78ZM99 214H100V212H99ZM156 214H153V215H156ZM172 214H173V213H172ZM175 214H174V215H175ZM196 214H198V213H196ZM196 214H195V215H196ZM215 214H216V213H215ZM231 214H232V213H231ZM233 214H234V213H233ZM233 214H232V215H233ZM13 215H14V214H13ZM19 215H18V216H19ZM28 215H29V214H28ZM28 215H27V216H28ZM31 215H32V214H31ZM31 215H29V216H28L29 218L27 217L26 220H27V219H30ZM44 215H45V214H44ZM84 215H85V214H84ZM86 215H87V214H86ZM174 215H172V217H171V215H169V216H170L171 218H173ZM177 215H178V214H177ZM185 215H186V213H185ZM193 215H194V213H192V215L190 214L189 216H188V215H187V216L190 217V218H191V216H192V218H194ZM199 215H200V214H199ZM211 215H212V217H213L214 214L211 213ZM211 215H210V217H211ZM218 215H220V214H218ZM218 215H214V216L216 217V216H218ZM237 215H238V212H237ZM239 215H240V213H239ZM239 215H238V216H239ZM248 215H250V214H248ZM258 215H259V213H258ZM4 216H5V215H4ZM4 216H3V218L6 219V218H5L6 216H5V217H4ZM18 216H17V217H18ZM32 216H33V215H32ZM91 216H92V215H91ZM157 216H158V215H157ZM161 216H163V214H162ZM175 216H176V215H175ZM178 216H179V215H178ZM187 216H183V217L185 218V217H187ZM197 216H198V215H197ZM197 216H196V217H197ZM223 216H224V214H223ZM229 216H230V215H229ZM259 216H260V215H259ZM259 216H258V217H259ZM262 216H264V215H262ZM12 217H13V216H12ZM20 217H21V216H20ZM22 217H25V215L22 216ZM155 217H156V216H154L153 218L155 219ZM165 217H166V216H165ZM170 217H169V219H170ZM176 217H177V216H176ZM180 217H181V216H180ZM199 217H200V216H199ZM206 217H207V216H206ZM208 217H209V216H208ZM215 217H214V218H215ZM219 217H220V216H219ZM221 217H222V216H221ZM232 217H233V216H232ZM242 217H244V216H241V218H242ZM254 217H255V216H253L252 218H254ZM31 218H32V217H31ZM151 218H152V217H151ZM153 218H152V219H153ZM184 218L181 217V218H179V219L176 218L177 220H175V221H174V220H173V221H170V220H169L170 222H169V221H168V222H162V223L160 224V227L162 228V231H164L163 229H164V228H167V227H168V224L171 225V226H172V225H174V226L179 225V226H180L181 224H183V223L185 222V221H184ZM203 218H204V216H203ZM216 218H217V217H216ZM229 218H230V217H229ZM239 218H240V217H239ZM241 218H240V219H241ZM246 218H247V217H246ZM249 218H250V217H249ZM249 218H247V219H249ZM252 218H251V219H252ZM255 218H256V217H255ZM255 218H254V219H255ZM260 218H261V216H260ZM263 218H264V217H263ZM0 219H1V216H0ZM4 219H2V220H4ZM15 219H16V218H15ZM18 219L20 220V218H18ZM32 219H33V218H32ZM154 219H153V220H154ZM156 219H157V218H156ZM156 219H155V220H156ZM188 219H189V218H188ZM197 219H198V218H196L195 220L189 219L190 221H188V220L186 219V221H188V222L191 223V221H197ZM200 219H201V218H200ZM200 219H198V221H199ZM206 219H207V218H206ZM208 219H209V218H208ZM210 219H211V218H210ZM230 219H234V218H230ZM235 219H238V218L235 217ZM244 219H245V218H244ZM22 220H23V219H22ZM24 220H25V219H24ZM42 220H44V219H41V221H42ZM57 220H58V219H57ZM57 220H56V221L54 220V223L57 222ZM150 220H151V219H150ZM157 220L159 221V218H158ZM167 220H168V219H167ZM203 220H204V219H203ZM227 220H228V219H227ZM238 220H239V219H238ZM9 221H10V220H9ZM13 221H14V220H13ZM20 221H21V220H20ZM20 221H19V222H20ZM27 221H29V220H27ZM27 221H25V222H27ZM158 221H157V222H158ZM165 221H166V220H165ZM198 221H197V222H198ZM208 221H209V220H208ZM222 221H223V220H222ZM234 221H235V220H234ZM243 221H244V220H241L240 223H241V222H242V223L245 222V221H244V222H243ZM251 221H252V220H251ZM251 221H250V225H251ZM254 221H255V220H253V223H255ZM260 221H261V220H260ZM262 221H264V220L262 219ZM10 222H11V221H10ZM10 222H9V223H10ZM15 222H16V220L14 221V224H15ZM23 222H24V221H23ZM23 222H21L22 225H23ZM25 222H24V224H26ZM29 222H30V221H29ZM143 222H144V221H143ZM151 222H152V221H151ZM154 222H155V221H154ZM201 222H202V221H201ZM203 222H204V221H203ZM219 222H221V221H219ZM248 222H249V221L247 220V223H248ZM256 222H257V220H256ZM258 222H259V220H258ZM12 223H13V222H12ZM21 223H20V224H21ZM30 223H31V222H30ZM33 223H34V222H33ZM57 223H58V222H57ZM145 223H146V222H145ZM145 223H144V224H145ZM147 223H148V222H147ZM185 223H186V222H185ZM190 223H189V224H190ZM194 223H195V222H194ZM234 223H235V222H234ZM240 223H239V226L242 227V225H240ZM259 223H260V222H259ZM17 224H18V222H17ZM20 224H18V225H20ZM36 224H37V223H36ZM36 224H35V225H36ZM140 224H142V223H140ZM155 224H156V223H155ZM157 224H158V223H157ZM217 224H218V223H217ZM232 224H233V223H232ZM262 224H263V223H262ZM262 224H261V225H260V224L257 225V223H256V226H260V227H262V226H263ZM22 225H20V226H22ZM33 225H34V224H33ZM56 225H57V224H56ZM58 225H59V224H58ZM58 225H57V226H58ZM142 225H143V224H142ZM142 225H138V227H139V226H142ZM149 225H151V224H149ZM193 225H194V224H193ZM210 225H211V224H210ZM225 225H227V224H225ZM228 225H229V224H228ZM243 225H244V224H243ZM9 226H10V225H9ZM11 226H12V224H11ZM14 226H15V225H13V228H14ZM48 226H49V225H48ZM50 226H51V224H50ZM53 226H55V224H54ZM60 226H62V225L60 224ZM135 226H136V225H135ZM145 226H147V225H145ZM156 226H157V225H156ZM156 226H155L154 228H156ZM171 226H169V228H170ZM185 226H187V225H185ZM190 226H192V225H190ZM201 226L203 227V225H201ZM201 226H200V227H201ZM207 226H208V225H207ZM211 226H212V225H211ZM230 226H231V225H230ZM235 226H236V225H235ZM237 226H238V223H237ZM237 226H236V227H237ZM254 226H255V225H254ZM15 227H16V226H15ZM43 227H44V226H43ZM55 227H56V226H55ZM55 227H54V228H55ZM142 227H143V226H142ZM142 227H141V228H142ZM149 227H150V226H149ZM180 227H181V226H180ZM182 227L185 228L183 225H182ZM182 227L180 228V230L177 229V227H175V228H176V230H178V231L180 232V231L182 230ZM188 227H189V226H187V228H188ZM194 227H196V225H194ZM194 227H193V228H194ZM208 227H209V226H208ZM223 227H224V229H225L226 226H223ZM231 227H233V226H231ZM8 228H9V227H8ZM8 228H7V229H8ZM13 228H12V229H13ZM51 228H52V227H50V230H53V229H54V228H53V229H51ZM60 228H61V227H60ZM60 228L58 229V232H59L60 230H63V229H60ZM127 228H128V227H127ZM129 228H130L131 230H132V229H133V230L135 229V228H131V227H129ZM139 228H140V227H139ZM143 228H144V227H143ZM189 228H190V227H189ZM189 228H188V229H189ZM193 228H192V229H193ZM229 228H230V227H229ZM229 228H228V226H227V229H229ZM247 228H248V226H247ZM253 228H255V227H253ZM256 228H257V227H256ZM262 228H264V227H262ZM12 229H11V227H10V230H12ZM21 229H22V231H20V232H19L18 230H17V231H18L19 233H22L25 229H26V231H27L28 228H25V229H24V226H23ZM23 229H24V230H23ZM44 229H45V228H44ZM185 229H186V228H185ZM188 229H187V230H188ZM190 229H191V228H190ZM190 229H189V230H190ZM192 229L190 230V233H192V232H191ZM199 229H200V228H199ZM221 229H222V228H221ZM227 229H226V230H227ZM232 229H233V228H232ZM236 229H237V228H236ZM236 229H235V231H236ZM238 229H239V227H238ZM242 229H243V228H242ZM251 229H252V228H251ZM10 230H9V231H10ZM19 230H20V229H19ZM47 230H48V229H47ZM55 230H56V229H55ZM123 230H124V229H123ZM126 230H127V229H126ZM126 230H125V232L128 231V230H127V231H126ZM131 230H130V231H131ZM135 230H136V229H135ZM135 230H134V231H135ZM148 230L150 231L151 228H150V229L148 228ZM158 230H159V229H158ZM158 230L155 231L156 233H155V232L153 233V231H151L150 233H153L154 236H155V234H157V231H158ZM160 230H161V229H160ZM160 230H159V231H160ZM173 230H174V229H173ZM173 230H172V231H173ZM193 230H194V229H193ZM243 230H244V229H243ZM252 230H253V229H252ZM254 230H255V229H254ZM254 230H253V232H254ZM9 231L7 230V231H5V232H9ZM13 231H14L15 235H16V234L18 235V232L16 233L15 230H13ZM13 231H12V232H13ZM53 231H54V230H53ZM56 231H57V230H56ZM56 231H55V232H56ZM138 231H139V230H138ZM165 231H166V229H165ZM165 231H164V232H165ZM167 231H168V229H167ZM178 231H177V232H178ZM194 231H195V230H194ZM194 231H193V232H194ZM201 231H203V232L205 231V232H206L205 227H204V230H203V229L200 230V233H201ZM227 231H228V230H227ZM230 231H231V230H230ZM230 231H229V232H230ZM237 231H238V230H237ZM240 231H242V230H240ZM256 231H257V230H256ZM256 231H255V232H256ZM259 231H260V230H259ZM261 231H262V229H261ZM261 231H260L258 234H255V236H256V235L258 236L260 233H262ZM24 232H25V231H24ZM48 232H49V231H48ZM48 232H47V233H48ZM50 232H51V231H50ZM62 232H63V231H62ZM125 232H124V234H125ZM169 232H170V230L168 231V233H169ZM182 232H184V229H183ZM182 232H181V233H182ZM195 232H196V231H195ZM197 232L199 233V230H197ZM205 232H204L203 234H205ZM221 232H222V231H221ZM246 232H247V231H246ZM248 232H250V230H248ZM255 232H254V233H255ZM9 233H10V232H9ZM45 233H46V232H45ZM45 233H44V234H45ZM47 233L45 234V236L47 235ZM51 233L53 234V232H51ZM147 233H149V232L147 231ZM166 233H167V232H166ZM175 233H176V232L174 231V234H175ZM187 233H189V232L186 231L185 234H187ZM209 233H210V232H209ZM216 233H218V232H216ZM216 233H215V234H216ZM223 233L226 234V232H223ZM223 233H222V234H223ZM233 233H234V232H233ZM233 233H232V234H233ZM251 233H252V232H251ZM44 234H42V235H44ZM48 234H50V233H48ZM55 234H56V233H55ZM58 234H59V233H58ZM127 234H128V232H127ZM132 234H133V233H132ZM143 234H144V233H143ZM145 234H146V232H145ZM159 234H160V233H159ZM161 234H162V233H161ZM161 234H160V235H161ZM172 234H173V233H172ZM227 234H229V233L227 232ZM232 234H231V235H232ZM235 234H236V233H234L233 235L235 236ZM243 234H246V233H243ZM1 235H2V234H1ZM3 235H4V232H3ZM7 235H9V234L6 233L5 236H7ZM13 235H14V234H13ZM13 235H11V236H13ZM15 235H14V236H15ZM17 235H16V238H17ZM40 235H41V232H40ZM40 235H39V236H40ZM42 235H41V236H42ZM50 235H51V234H50ZM125 235H126V234H125ZM134 235L136 236V234H134ZM140 235H141V234H140ZM140 235H138V236H140ZM151 235H152V234H151ZM157 235H158V234H157ZM157 235H156V236H157ZM160 235H158V236H160ZM169 235H170V234H169ZM176 235H177V234H176ZM180 235H181V234H180ZM183 235H184V234H183ZM187 235H188V234H187ZM192 235H193V234H192ZM194 235H195V234H194ZM206 235H208V233H207ZM209 235H210V234H209ZM220 235H221V234H220ZM236 235H237V234H236ZM238 235H239V233H238ZM249 235H250V233H249ZM249 235H248V236H249ZM5 236H3V237H4V240L6 239ZM11 236H8V237L10 238ZM14 236H13V237H14ZM39 236H38V239H39ZM45 236H44V237H45ZM55 236H57V235H55ZM61 236H63V233H62ZM120 236H121V235H120ZM132 236H133V235H132ZM146 236H149V235H146ZM146 236H144V237H146ZM156 236H155V237H156ZM162 236H164V235H161L160 238H161ZM171 236H172V235H171ZM250 236H251V235H250ZM250 236H249V238H250ZM3 237L1 236L0 238H3ZM44 237H42V238H44ZM51 237H52V235H51ZM142 237H143V236H142ZM142 237H141V239H140V237H138V238H139L142 242H144V244L146 245V243H145L146 241H143ZM164 237H166V236H164ZM174 237H175V236H174ZM178 237H179V236H178ZM195 237H196V236H195ZM197 237H198V236H197ZM202 237H203V236H202ZM227 237H229V236L227 235ZM245 237H246V236H245ZM251 237H252V236H251ZM58 238H59V237H58ZM58 238H57V239H58ZM62 238L65 239V238H66L65 235H64ZM158 238H159V237H158ZM158 238H157V239H158ZM167 238H169V236H167ZM171 238H172V237H171ZM180 238H181V237H180ZM189 238H190V237H189ZM191 238H192V237H191ZM193 238H194V236H193ZM199 238H200V239H198V240H199V242H201L200 240H202V239H201L200 235H199ZM220 238L222 239V237L219 236V240H218L219 243L222 242V241H220ZM229 238H230V237H229ZM229 238H226V239H229ZM231 238H233V237L231 236ZM249 238H248V239H249ZM252 238L255 239V241H256V239H258L257 237L255 238L254 236H253ZM12 239H14V238H12ZM12 239H11V240H12ZM38 239H37V240H38ZM40 239H41V238H40ZM48 239H49V238H48ZM48 239H47L45 242H49V243H50V241L53 240V239H50V241H48ZM55 239H56V237H55ZM133 239H134V238H133ZM139 239H138V240H139ZM145 239H146V238H145ZM145 239H144V240H145ZM147 239H148V238H147ZM147 239H146V240H147ZM149 239H150V236H149ZM153 239H154V238H153ZM153 239H152V240H153ZM162 239H163V238H162ZM165 239H166V238H165ZM176 239H177V238H176ZM184 239H185V238H184ZM195 239H197V238H194L193 240H195ZM206 239H208V238H206ZM226 239H224V240H226ZM234 239H235V238H234ZM236 239H237V238H236ZM236 239H235V240H236ZM239 239H240V238H239ZM246 239H247V238H246ZM1 240H2V243H3L4 240H3V239H1ZM11 240H8V242H10ZM17 240H20V239L17 238ZM21 240H23V238H22ZM35 240H36V239H35ZM35 240H34V241H35ZM37 240H36V241H37ZM44 240H45V239H44ZM58 240H59V239H58ZM58 240H57V241H58ZM125 240H126V239H125ZM138 240H137V241H138ZM140 240H139V241H140ZM152 240H150V243H151ZM154 240H155V239H154ZM154 240H153V241H154ZM187 240H188V239H186V240H184V241L186 242ZM222 240H223V239H222ZM232 240H233V239H232ZM25 241H26V240H25ZM27 241H28V239H27ZM34 241H33V244L35 243ZM40 241H41V240H40ZM40 241H39V242H40ZM57 241H55V242H57ZM135 241H136V240H135ZM153 241H152V242H153ZM158 241H159V239H158ZM158 241H157V242H158ZM160 241H162V240H160ZM171 241H172V240H171ZM175 241H176V240H175ZM177 241H179V240L177 239ZM184 241H183V244H185ZM209 241H210V240H209ZM226 241H227V240H226ZM226 241H224V242H226ZM237 241H238V240H237ZM237 241H236V242H237ZM240 241H241V239H240ZM250 241H251V240H250ZM255 241H254V242H255ZM257 241H258V240H257ZM263 241H264V240H262V243H264ZM11 242H14V243H15L16 240H14V241L12 240ZM11 242H10V243H11ZM21 242H23V241H21ZM31 242H32V240L29 241V243H31ZM43 242H44V241H43ZM43 242L38 243V244H42ZM45 242H44V243H45ZM65 242H66V241H65ZM122 242H123V241H122ZM125 242H126V241H125ZM142 242H141V244H142ZM148 242H149V241H148ZM154 242H156V241H154ZM157 242H156L155 244H158ZM163 242H164V241H163ZM166 242H167V241H166ZM180 242H182L181 239H180ZM180 242H179V243H180ZM190 242H192L191 244H193V241L190 240ZM194 242L197 243L198 241L196 242V240H195ZM202 242H205V241L202 240ZM213 242H215V241H213ZM233 242H234V241H233ZM233 242H231V244H232ZM251 242H252V241H251ZM251 242H250V244L253 243V242H252V243H251ZM260 242H261V241H260ZM0 243H1V241H0ZM2 243H1V244H2ZM17 243H18V242H17ZM29 243H28V244H29ZM52 243H53V242H52ZM58 243H59V242H58ZM58 243H57V244H58ZM63 243H64V241H63ZM119 243H120V242H119ZM119 243H118V244H119ZM168 243H169V241H168ZM176 243H178V242H176ZM176 243H175V244H176ZM195 243H194V244H195ZM205 243H207V242H205ZM211 243H212V241H211ZM227 243H229V242L227 241ZM234 243H235V242H234ZM241 243L243 244L242 241H241ZM241 243H240L239 245H241ZM262 243H260V244H262ZM5 244H6V243H4V245H5ZM28 244H27V245H28ZM45 244H46V243H45ZM47 244H48V243H47ZM53 244H54V243H53ZM64 244H65V243H64ZM64 244H63V245H64ZM68 244H69V243H68ZM126 244H128V243H126ZM136 244H139V243H136ZM144 244H143V245H144ZM160 244H161V243H160ZM162 244H163V243H162ZM164 244H165V243H164ZM164 244L162 245V246H163V249H162V250H164V247H165L166 245H168V244H166V245H164ZM169 244L172 245V244H174V243L172 242V243H169ZM181 244H182V243H181ZM181 244H180V245H181ZM187 244H188V242H187ZM198 244H199V243H198ZM201 244H202V243H201ZM208 244H210V243L208 242ZM222 244H223V243H222ZM254 244H255V243H254ZM257 244H259V243L257 242ZM6 245H7L6 247L8 248V244H6ZM10 245H11V244H10ZM13 245H14V244H13ZM13 245H12V246H13ZM16 245H17L18 247L20 246V245H18V244H16ZM21 245H22V243H21ZM35 245H36V244H35ZM48 245H49V244H48ZM48 245H47V246H48ZM63 245H62V246H63ZM71 245H72V244H71ZM76 245H77V244H76ZM123 245H124V244H123ZM132 245H133V244H132ZM143 245H142V246H143ZM147 245H148V244H147ZM153 245H154V244H153ZM153 245H152V246H153ZM180 245H179V247H180ZM185 245H186V244H185ZM185 245H184V247H185ZM195 245H196V244H195ZM195 245H192V246H195ZM199 245H200V244H199ZM202 245H203V244H202ZM216 245L218 246V245H220V244H216ZM225 245H226V244H225ZM227 245H228V244H227ZM229 245H230V243H229ZM245 245H246V243H245ZM245 245H244V246H245ZM248 245H249V244H248ZM248 245H246V246H248ZM263 245H264V244H263ZM2 246H3V245H2ZM2 246H1L0 248H2ZM12 246H10V247H12ZM22 246H24V245H22ZM30 246H32V245L30 244ZM37 246H40V245H37ZM37 246H35V247H37ZM41 246H42V245H41ZM43 246H44V244H43ZM119 246H120V244H119ZM127 246H128V245H127ZM134 246H135V245H134ZM137 246H138V245H137ZM156 246H158V245H156ZM175 246H176V245H175ZM181 246H182V245H181ZM192 246H191V248H193ZM197 246H198V245H196L195 247L197 248ZM200 246H201V245H200ZM210 246H211V245H210ZM222 246H223V248H224V245H222ZM234 246H237V245L234 244ZM249 246H250V245H249ZM249 246H248V248H249ZM252 246H253V245H252ZM255 246H256V245H255ZM259 246H260V245H259ZM259 246L257 245V247H259ZM4 247H5V246H4ZM10 247H9V248H10ZM28 247H29V245H28ZM35 247H34V248H35ZM49 247H50V245H49ZM51 247H52V246H51ZM58 247H59V246H58ZM66 247H67V246H66ZM122 247H125V246H122ZM140 247H141V246H140ZM143 247H144V246H143ZM154 247H155V245H154ZM160 247H161V246H160ZM169 247H170V245H169ZM202 247H205V246H202ZM206 247H207V246H206ZM212 247H214L213 249L215 250V247H216V246H212ZM219 247H220V246H219ZM231 247H232V246H231ZM262 247H263V246H262ZM14 248H16V246H15ZM14 248H13V249H14ZM23 248H24V247H23ZM25 248H26V247H25ZM25 248H24V249H25ZM29 248H30V247H29ZM34 248H33V249H34ZM39 248H40V247H39ZM64 248H65V247H64ZM136 248H137V247H136ZM138 248H139V246H138ZM161 248H162V247H161ZM166 248L169 249L168 247H165V249H166ZM173 248H174V250H175L176 247H173ZM173 248L171 247V249H173ZM177 248H178V247H177ZM182 248H183V246H182ZM191 248H190V249H191ZM198 248H200V247H198ZM198 248H197V249H198ZM216 248H217V247H216ZM225 248H226V246H225ZM234 248H235V247H233V249H234ZM241 248H245V247H241ZM255 248H256V247H255ZM260 248H261V247H260ZM260 248H259V249H260ZM10 249H12V248H10ZM19 249H20V247H19ZM24 249H23V250H24ZM27 249H28V248H26V250H27ZM30 249H31V248H30ZM35 249H38V247L35 248ZM35 249L33 250V252L36 251ZM48 249H49V248H48ZM48 249H47V250H48ZM61 249H62V248H61ZM61 249H60V250H61ZM65 249H66V248H65ZM68 249H70V246H69ZM125 249H126V247H125ZM127 249H129V248L127 247ZM139 249H140V248H139ZM146 249H148V248L146 247ZM155 249H156V248H155ZM180 249H181V248H180ZM186 249H187V248H186ZM226 249H228V247H227ZM226 249H225V250H226ZM233 249H232V250H233ZM236 249H237V248H236ZM252 249H253V248H252ZM252 249H250V250H252ZM256 249H258V248H256ZM7 250H8V249H7ZM14 250H15L16 252L19 251L18 249H14ZM23 250H22V251H23ZM26 250H25V251H26ZM51 250H52V248L50 249V251H51ZM143 250H144V249H143ZM143 250H142V252H143ZM149 250H150V248H149ZM149 250H148V251H149ZM177 250H178V249H177ZM182 250L185 251L184 249H182ZM208 250H209V249H208ZM219 250H220V249H219ZM221 250H222V249H221ZM221 250H220V251H221ZM223 250H224V249H223ZM245 250L247 251V249H245ZM245 250H244V251H245ZM248 250H249V249H248ZM250 250H249V251H250ZM263 250H264V249H263ZM12 251H13V250H11V252H12ZM15 251H14V252H15ZM20 251H21V249H20ZM20 251H19V252H20ZM39 251H40V250H39ZM44 251H46V250L44 249ZM58 251H59V250H58ZM125 251H126V250H125ZM125 251H124V252H125ZM137 251H138V250H137ZM151 251H152V250H151ZM151 251H150V254L152 253ZM155 251H156V250H155ZM158 251H159V250H158ZM158 251H157V252H158ZM169 251H170V250H169ZM171 251H172V250H171ZM183 251H182V252H183ZM192 251H193V250H192ZM209 251H210V250H209ZM209 251H208V252H209ZM228 251H229V250H228ZM228 251H227V252L224 251V252H226V254H227ZM239 251H241V250H240V246H239ZM256 251H257V250H255V252H256ZM261 251H262V250H261ZM2 252H3V251H2ZM4 252H6V251L4 250ZM4 252H3V253H4ZM19 252H17V253L19 254ZM33 252H32V253H33ZM51 252H52V251H51ZM53 252H54V251H53ZM61 252H62V251H61ZM127 252H128V251H127ZM131 252H132V251H131ZM133 252H134V251H133ZM133 252H132V253H133ZM144 252H145V251H144ZM172 252H174V251H172ZM178 252L180 253V250H179ZM178 252H177V253H178ZM189 252H190V251H189ZM217 252H218V250H217ZM229 252H230V251H229ZM237 252H238V251H237ZM237 252H236V253H237ZM17 253H16V254H17ZM22 253H23V252H22ZM25 253H26V252H25ZM30 253H31V251H30ZM30 253H29V254H30ZM42 253H43V251L41 252V254H42ZM45 253H46V252H45ZM45 253H44V255L47 254V253H46V254H45ZM78 253H79V252H78ZM148 253H149V252H148ZM153 253H156V252H153ZM158 253H160V252H158ZM158 253H156L155 255L157 256ZM161 253H162V252H161ZM165 253L167 254V250L164 252V254H161V255H164V256H165V255H166ZM174 253H175V252H174ZM185 253H186V252H185ZM185 253H183V254H185ZM211 253H213V252H211ZM218 253H219V252H218ZM218 253H217V254H218ZM221 253H223V252H221ZM231 253H232V252H230V254H231ZM238 253H239V252H238ZM243 253H244V252H243ZM0 254H1V253H0ZM8 254H9V252H8ZM14 254H15V253H14ZM14 254H13V257H16V255H14ZM18 254H17V255H18ZM26 254H27V253H26ZM33 254H36V252L33 253ZM41 254H40V255L38 254V255L40 256V259H41ZM49 254H51V253H49ZM55 254H59V253H55ZM55 254H54V255H55ZM136 254H137V253H136ZM140 254H141V252H140ZM142 254H144V253H142ZM171 254H172V253H171ZM180 254H182V253H180ZM226 254H225V255H226ZM248 254H249V253H248ZM250 254H252V253H250ZM20 255H21L20 257H22V254H21V253H20ZM24 255H25V254L23 253V256H24ZM30 255H32V254H30ZM44 255H43V256H44ZM130 255H131V254H130ZM151 255H152V254H151ZM151 255H150V256H151ZM161 255H160V256H161ZM169 255H170V254H168V256H169ZM186 255H187V254H186ZM208 255H210V254H208ZM208 255H207V256H208ZM227 255H228V254H227ZM231 255H232V254H231ZM234 255H235V254H234ZM0 256H1V255H0ZM11 256H12V255L10 254V257H11ZM47 256H50V255H47ZM77 256H78V255H76V257H77ZM80 256H81V255H80ZM126 256H127V253H126L125 257H126ZM132 256H133V255H132ZM137 256H139V255H137ZM142 256H143V257H144V256H147V254H146V255L144 254V255H142ZM158 256H159V255H158ZM160 256H159V257H160ZM164 256H163V258H164ZM174 256H176V255H174ZM177 256H178V255H177ZM180 256H181V255H180ZM215 256H216V255H215ZM221 256H222V254H221ZM2 257H3V256H2ZM5 257L8 258L7 256H5ZM5 257H4V258H5ZM25 257H28V256L26 255ZM55 257H56V256H55ZM63 257H64V256H63ZM76 257H75V258H76ZM134 257H136V255H135ZM147 257H149V256H147ZM159 257H158V258H159ZM165 257H166V256H165ZM188 257H189V259H190V256H188ZM210 257H211V256H210ZM222 257H223V256H222ZM230 257H231V256H230ZM244 257H247V255H245ZM4 258H3V260H4ZM16 258H17V257H16ZM22 258H23V257H22ZM47 258H49V257H47ZM50 258H51V257H50ZM58 258H59V257H58ZM61 258H62V256H61ZM61 258H59V259H60L59 261L62 260ZM78 258H79V256H78ZM78 258H77V259H78ZM80 258H82V257H80ZM129 258H130V257H129ZM137 258H138V257H137ZM137 258L133 259V257H132L131 259L136 260ZM145 258H146V257H144V259H145ZM152 258H153V256H152ZM154 258H155V257H154ZM154 258H153V259H154ZM156 258H157V257H156ZM161 258H162V257H161ZM174 258H176V257H174ZM179 258H180V257H179ZM181 258H183V255H182ZM181 258H180V260H181ZM206 258H207V257H206ZM223 258H224V257H223ZM228 258H229V257H228ZM240 258H241V257H240ZM8 259H9V258H8ZM52 259L54 260V257H53V256H52ZM52 259H51V260H52ZM66 259H67V258H66ZM131 259H130V260H131ZM140 259H141V256H140ZM142 259H143V258H142ZM149 259H150V258H148V260L145 259V260H144L145 262L142 261V260H140V261H141V262H144V263L147 262V264H148V261H150ZM159 259H160V258H159ZM164 259H165V258H164ZM168 259H169V258H168ZM189 259H188V260H189ZM207 259H208V258H207ZM211 259H212V258H211ZM217 259H218V258H217ZM217 259H216V260H217ZM242 259H243V258H242ZM246 259H247V258H246ZM44 260H45V259H43V262H44ZM48 260H49V259H48ZM53 260H52V261H53ZM55 260H56V259H55ZM57 260H58V259H57ZM57 260H56V261H57ZM63 260L65 261L64 258H63ZM63 260H62V261H63ZM126 260H127V258H126ZM154 260H155V259H154ZM156 260H157V259H156ZM171 260L173 261V260H175V259H171ZM178 260H179V259H178ZM178 260H177V261H178ZM182 260H183V259H182ZM185 260H186V259H185ZM203 260H204V259H203ZM205 260H206V259H205ZM213 260H214V259H213ZM216 260H215V261H216ZM239 260H240V259H239ZM56 261H55V262H56ZM68 261H70V260H68ZM73 261H74V260H73ZM81 261H82V260H81ZM88 261H89V260H88ZM88 261H86V262H88ZM136 261H137V260H136ZM168 261H169V260H168ZM172 261H171V262H172ZM189 261H190V260H189ZM193 261H194V260H193ZM211 261H212V260H211ZM222 261H224V260H222ZM232 261H236V262H237L238 259H237V260H232ZM244 261H245V259H244ZM244 261H240V262H244ZM45 262H46V263H49L50 261L47 262V259H46ZM53 262H54V261H53ZM53 262H52V263H53ZM83 262H84V264H85V261H83ZM89 262H90V263H87V264H91V261H89ZM133 262H135V261H133ZM137 262L140 263L139 261H137ZM137 262H135V263H137ZM151 262H152V260H151ZM153 262H154V261H153ZM156 262H158V261H156ZM161 262H162V260H161ZM169 262H170V261H169ZM171 262H170V263H171ZM173 262H174V261H173ZM173 262H172V263H173ZM175 262H176V260H175ZM186 262H187V261H185V263H186ZM191 262H192V261H191ZM194 262H195V261H194ZM198 262H199V261H198ZM202 262H203V261H202ZM209 262H210V261H209ZM212 262H213V261H212ZM219 262H220V261H219ZM230 262H231V261H230ZM230 262H229V263H230ZM46 263H45V264H46ZM62 263H63V262H60V264H62ZM67 263H68V262H67ZM70 263H72V260H71ZM70 263H69V264H70ZM73 263H74V262H73ZM73 263H72V264H73ZM78 263H79V262H78ZM129 263H130V261H129ZM158 263H159V262H158ZM172 263H171V264H172ZM177 263H178V262H177ZM177 263H176V264H177ZM180 263H182V261H181ZM183 263H184V262H183ZM187 263H188V262H187ZM196 263H197V262H196ZM210 263H211V262H210ZM227 263H228V262H227ZM229 263H228V264H229ZM238 263H239V262H238ZM43 264H44V263H43ZM63 264H65V262H64ZM75 264H76V263H75ZM92 264H93V263H92ZM130 264H132V263H130ZM150 264H151V263H150ZM153 264H154V263H153ZM155 264H156V263H155ZM159 264H160V263H159ZM164 264H165V263H164ZM167 264H168V263H167ZM178 264H179V263H178ZM197 264H198V263H197ZM199 264H201V260H200V263H199ZM205 264H207V262H205ZM221 264H223V263L221 262ZM225 264H226V263H225ZM230 264H233V263H230Z\"/></svg>",
  "mask_w": 264,
  "mask_h": 264
}]
</instances>
